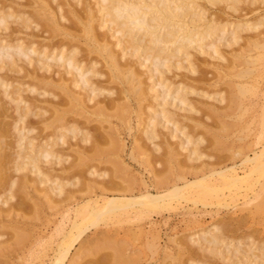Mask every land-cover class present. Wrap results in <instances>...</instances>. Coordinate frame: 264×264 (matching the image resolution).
<instances>
[{"label": "bare ground", "instance_id": "obj_1", "mask_svg": "<svg viewBox=\"0 0 264 264\" xmlns=\"http://www.w3.org/2000/svg\"><path fill=\"white\" fill-rule=\"evenodd\" d=\"M33 2V5H34V8L32 10V12H30V15L29 16H26L24 17L23 15V19L21 17V19L23 21H21L23 23V26L30 28L29 26H32V27H35L40 24L42 25V27H45V30L48 31V33L51 35V36H55V35H59V34H63L64 37H66L68 39V41H70L68 44H70V48H68L69 50H67L66 53H64V50H65V46H67V44H63L61 45H58L57 42H49V43H45V45L42 46L41 50H39L37 47L38 46H35L36 45V41H30V42H27L25 43V40L23 38H19L15 43L11 44L10 43H2L3 41H8V40H2L0 39V213L3 212L2 214L5 216V214L8 216L9 214H11V212L13 214H15L16 212V215H18L17 213L19 212V210L23 211L25 208V206H28L26 205V202L24 201L23 198H20L19 195H17V190L19 189L20 192L23 190L21 188L23 187H27V186H33L32 183H39L41 185V187L39 189H41L39 192L40 194H42V196H44L45 200L47 201V204L50 206V208L52 209L53 207V212L49 215H46L44 216V222H42V226L43 223H45L46 227L44 226V228L41 230V224H38L40 226H38L40 228L39 231H42V232H39L37 231V240L39 241L40 238H43L44 235L46 234V232H44V230L47 229V225L50 223V222H54L55 223V227H52L53 230H51L50 232L52 233L54 230L58 233H60L59 235H62L60 240L58 241V245H57V248L54 250V256L52 257V261L50 260V262H52V264H63V260L66 258V254L69 253V249L71 248V246L75 243V241L77 240V238L83 233L85 232L86 228L88 227H91V225L93 226H96V225H100L101 222L103 223H106V224H103V225H106V227H108V223L111 222L112 225H116L115 222H117V225L116 226H119L121 224V220L123 221V219H126L127 217H129L131 214H142V213H146V212H149L146 215H149L148 217L151 216V211L153 213V211L155 212H158L156 211V209L158 210V208H161V210H163L162 208H164V210H168L169 208V211L171 210V204L172 202H175L174 200H179L180 198H184L188 201H192L194 203H197V201L200 203L202 202L203 204H206L208 201H210L211 199H214L213 196H215L216 200H217V203L220 204L221 206L224 205V207L228 206V203L230 201H227V200H231V202H238L239 201V197L238 195L240 196L241 194V199L243 200L242 203L245 202V204L247 202L251 203L249 205V207H246L245 204L243 206H245L246 208L250 209V206H252V202H254L253 200L250 202L251 199H254V197H258L260 199H258L257 201L258 202H254L253 204L255 205V209L253 210H260V209H263L264 207V192H263V188H264V126H262L260 129V131L258 133L259 135V139L260 141L262 142V145L259 149H254L252 151L251 154H244V156L242 157L241 159V162L240 163H236L233 161L232 164L228 165H224V167L221 165V167L219 166V168H215V167H211L209 166V168L205 169V170H201V169H195L193 170V174L194 172H196L194 174V178L192 179H187L186 176L184 175H179L178 173H176V179L173 178V182L170 186H166V181L167 180V177H171V174H168L169 176H167L166 178L164 177L165 174H163V180L159 181L161 179V176L159 178L158 174L156 173L157 171H155V174L157 175H152L155 179H158V181L156 180L157 182V185H160L162 183H165V186L162 190H156V192H152L149 190L148 188V185L146 184V181H144L143 179V173L141 176V179H140V182H142V185L143 183L145 187H143V189H139L138 192H134L133 189L131 188V186H129V184L126 186H129V187H126L125 184L122 183V181H126L125 179H123L122 181H120V179L118 181L121 182V187L124 185L125 187H122V190L120 189V191L118 190L117 193H112V195H108L107 193V189L112 192H116L112 189H109L107 188L106 186H104V182L107 181V186L108 187H112V183H114V185H116L115 183L116 182H112L111 180H107V175L109 176V170L107 169H102V170H98L95 165H90L88 167V169L86 170L89 175V177H91L90 181L88 180H80V178L76 175V171L75 170H69L70 167H72L73 165H76L78 163H81L83 160V158L85 159L87 156L88 153L90 154H101V155H105V153H108L110 151V153L114 152L116 150V154H117V149H119V146L121 145H124L125 143H123L120 138H117V136L115 135V137L113 136V133H109L108 132V137H110L111 139H107L108 142H109V146L108 147H102L101 146V139L99 138L100 136L97 134H94L95 132H92L89 128H83V127H80L82 126V124H78L77 121L75 120H72L71 121H68L66 120V118H64L65 114L64 112L69 108L71 107H74V105H79V107H81L82 110H85L86 112H90V113H93V112H96V114H99L101 115L100 117L103 116L106 117V118H109L110 116L109 113L111 111L115 112L114 110L117 109L118 112H120V114H118L119 116L122 115V122H124V120L126 121L127 117L125 115L124 110L125 108H129L130 106L127 104L125 106L126 103H124L123 105V102L120 103V99H121V95L123 97H125L126 99L127 98H134L137 100L138 103V106L139 108L140 107V103H143L142 100L145 99V101H147V94L150 92L149 89H150V86L146 85L145 82H144V78L142 77V72H143V66L144 64H146V62L144 64L141 65V62L138 63L140 64L142 67H140V65L138 66V64H134L132 61L133 60H130L128 57L130 58H133L134 57H139L138 56V53H142V56L141 59H143L144 57V61L146 60L147 62L149 61V65H153L154 66V70L156 71V74L159 73V77L161 79V82H162V78L161 76L165 75V73L162 75V73L164 71H166V73H170L169 70L171 71L172 69H169L171 68L170 66L174 65V68L175 69L176 67H179L178 69H175V70H180L183 69L184 67H187L188 70L190 72H195V67H196V64L193 66V61L191 59V51L190 49L192 48H195V49H192V50H197L196 52H200V54H204L208 49H210L211 51H208L206 53H208V55L214 57V59H218V60H225L227 59L226 56H224L225 54H223L219 47H220V42L222 41L223 45L225 44V46L227 45H236L239 44L238 41L241 39L242 40V37H240L239 35V30L242 31V29L246 28H249L251 30L252 27L256 26L258 24H260L262 26V22L264 23V18L263 20H257L256 19V22H253V23H248V24H238V26H236L237 28H233V30L231 31V33H228L227 31H225V27H224V31L227 32L228 35H224L225 32L223 33L222 32V35H220L218 37V35L215 33V31L218 29V26L219 24L221 25L222 24V21H220L221 23H216V22H219L218 20L216 21L215 20H212L211 18V22H209V19L207 20V16H206V10H207V7L206 9L203 8L204 6L200 5V3L197 1V0H98L97 2L99 3H96L95 5V8H91L89 6H86L83 4V6H85L84 8L82 7H76V5L78 4V2L82 0H75V4L73 3L72 6H69L66 10L64 8H62V4H66V5H70L68 3V1H66V3H61L59 0H55V2L52 0V2H54L55 4H52L51 3V0H31ZM74 1V0H73ZM71 1V2H73ZM182 1H184L182 3ZM203 1V0H201ZM207 2H209L208 4L211 5V4H220L221 3H225L223 1H226L227 2V7L228 6L230 8L231 11H232V8L235 7L236 10L239 9L238 6L236 5H241L243 4V2H241L242 0H205ZM220 1V2H219ZM253 0H250L249 3H254L256 0H254V2H251ZM261 1V0H260ZM264 1V0H263ZM16 2V1H15ZM70 2V1H69ZM237 2H240V3H237ZM245 2V1H244ZM248 1H246L247 3ZM258 1H256L257 3ZM20 3V1H19ZM79 3V4H81ZM92 3V2H91ZM245 3V4H246ZM17 5H19L18 3H16ZM36 4V5H35ZM78 4V5H79ZM85 4H87L85 2ZM203 4V3H202ZM216 4V5H217ZM77 5V6H78ZM252 5V4H250ZM36 6V7H35ZM197 6V9L199 10H196ZM201 7V8H198V7ZM232 6V7H231ZM194 7V8H193ZM238 7V8H237ZM80 8V9H79ZM62 9H64L62 11ZM195 9V10H194ZM234 9V8H233ZM234 9V11H235ZM241 9V7H240ZM201 10V11H200ZM205 10V11H204ZM208 11V10H207ZM233 11V12H234ZM8 12V11H7ZM21 12V11H20ZM206 12V13H204ZM236 12V11H235ZM237 13V12H236ZM241 13V12H240ZM26 14H28L26 12ZM187 14H189V18H191V20L189 22H194L192 25L189 24L185 18V16L187 17ZM20 15V14H19ZM11 16H15L14 15V12H9V13H4L2 12L1 10V13H0V28L1 30H5L6 28L9 27V23L14 20L13 22H16L15 19L13 18H10ZM21 16V15H20ZM205 16V17H204ZM245 16V15H244ZM260 16V15H259ZM258 16V17H259ZM212 17V16H211ZM218 17V16H217ZM202 20L205 18L209 23L207 24L206 21L201 22V19ZM260 18V17H259ZM20 19V20H21ZM65 19V21L67 20V22H63V20ZM185 21H184V20ZM188 19V18H187ZM204 19V20H205ZM214 19V18H213ZM17 20V19H16ZM19 20V19H18ZM19 20V21H20ZM195 21L197 23H195ZM216 21V22H215ZM228 21V20H227ZM231 21V20H230ZM20 22V23H21ZM199 22V23H198ZM201 22V23H200ZM206 22V23H205ZM19 23V25H20ZM16 24V23H15ZM18 24V22H17ZM226 24V23H225ZM230 24V23H229ZM237 24V23H236ZM224 25V24H223ZM260 25H258V27H260ZM101 26V27H100ZM36 27V28H37ZM41 27V26H39ZM38 27V28H39ZM41 27V28H42ZM100 27V28H99ZM103 29L108 28V32H110L109 30H113L112 34H114V32L116 33H120L122 36H123V40H120L122 42L123 45L119 46L116 44L119 42L117 40H115L114 42H111L110 40H108V38H106L104 35H103V32H101L100 29ZM252 28V29H257L258 30V27L257 28ZM16 28V27H15ZM34 28V30L36 29ZM113 28V29H112ZM262 28V27H261ZM25 29V28H23ZM22 29V30H23ZM77 29H79L77 32ZM230 29V28H229ZM248 29V30H249ZM3 30V31H4ZM100 30V31H99ZM141 30V32L139 33V31ZM219 30V29H218ZM243 30V31H244ZM6 31V30H5ZM9 31V30H8ZM18 31V30H17ZM25 31V30H24ZM23 31V32H24ZM47 31L46 33L43 32L44 34H46L47 36ZM222 31V30H221ZM240 32V33H243ZM254 31V30H253ZM16 32V31H15ZM40 32V30L38 31ZM81 32V33H80ZM138 32V33H136ZM19 33V32H17ZM26 33V31L24 32ZM23 33V34H24ZM115 33V35H117ZM215 34L216 37L214 39L213 36H211V34ZM220 33V32H219ZM255 33V32H254ZM6 34V33H5ZM20 34L21 31H20ZM43 34V35H44ZM105 34V33H104ZM119 34V35H120ZM213 34V35H214ZM16 35V34H15ZM113 35V36H115ZM208 35V37H212L213 39L208 40L207 44H206V48L204 47L205 46V43L203 42V40H205L206 36ZM214 35V36H215ZM36 36V34H35ZM45 36V35H44ZM42 36V37H44ZM45 36V37H46ZM110 36V35H109ZM112 36V38H114ZM121 36V37H122ZM32 37V36H31ZM63 37V38H64ZM119 37V36H118ZM255 38V36H253ZM40 38V37H39ZM50 38V37H49ZM79 38H83L84 39V43H86L87 45L84 46L86 47L87 51H95L94 53H97L99 54V56L102 58L103 62L105 63V65H107L106 68L109 69V77L108 79L110 80V77H112V80L111 81H118L119 83H123L124 86H120V89L121 91H123V93L120 95L119 97V101L115 100V98H110L109 100H107V98H109V95L112 94V96L115 94L114 93V90H113V86L112 85H104V84H98L95 86H92L90 87V90H91V97H90V100L91 99H94V97H96L98 95V93H103V103H98V100H96V102L94 104H92L90 106V109L88 108L87 109V104H85L84 102V99L82 97H80L78 94L75 93V91L70 87V83H66V82H63V79L61 81V74L60 76H57L55 75V80L54 78L52 79L51 76H47V75H40L41 77H37L38 74H36V72L34 70H36V65H39V69L40 67L42 68H45L46 72L48 71V73L50 74L51 73V69H52V65L53 64H57L58 67L61 66V68L65 69L67 73H70V72H75L74 70H76V73L77 75L79 74V77L81 79V82H84L85 84H88V86L90 84H92L93 82L90 80L91 77H93L94 74L98 73V74H101L102 72L101 71H96V70H90L88 69V71L90 70V72L86 75L84 74L86 71L83 70V64H81V62H83L82 60H80L76 54L80 52V47L78 46V44L74 43V42H71L72 41H76L77 39ZM111 38V36H110ZM111 38V40H113ZM115 38H117V36H115ZM114 38V39H115ZM16 39V38H15ZM42 39V38H41ZM44 39V38H43ZM66 39V40H67ZM73 39H76V40H73ZM207 39V38H206ZM258 39V36L256 38V40ZM63 40V39H62ZM81 40V39H79ZM77 40V41H79ZM250 40V38H249ZM255 40V41H256ZM2 41V42H1ZM29 41V39H28ZM47 41V40H46ZM251 41V40H250ZM260 41V40H259ZM259 41H257V44L259 43ZM264 41V40H263ZM82 42V41H81ZM253 43H256L254 42L253 40L251 41ZM40 43V42H39ZM83 43V44H84ZM252 43V45H253ZM263 43V44H262ZM16 44L15 46H12ZM220 44V45H219ZM243 44V43H242ZM241 44V45H242ZM257 44H254L253 45V48L256 50V48H259L260 51L256 52L255 55H251L249 54L250 52V49H248V51H245V52H248V54L244 53V56H243V53H240L243 57H241V60L245 63V67L244 68H241L242 70H240L239 68L237 69L239 72L234 71L232 73V75L234 74H238V76L241 74L242 75V78L245 77L246 74L248 73H251L253 74V70L255 69V67L257 65H260L259 64L260 62H262V59L264 58V53L262 52V50H264V42H260V45L259 47H257ZM247 45V44H245ZM261 45L263 46L262 49H261ZM69 46V45H68ZM222 46V45H221ZM224 46V47H225ZM243 46V45H242ZM255 46V47H254ZM41 47V46H40ZM59 47H62V49L57 52V48L59 49ZM79 47V48H78ZM208 47V48H207ZM210 47V48H209ZM230 47V46H228ZM11 50H10V49ZM51 50H48L50 49ZM119 48V49H118ZM221 48V47H220ZM242 47H240L241 49ZM252 48V47H250ZM118 49V50H117ZM207 49V50H206ZM226 49V48H225ZM257 49V50H259ZM11 52H10V51ZM43 52L41 53L40 51ZM182 50V51H181ZM224 50V49H223ZM253 51V49H251ZM48 51V52H46ZM56 51V52H55ZM71 51L68 55L67 53ZM243 51V50H242ZM241 51V52H242ZM37 53L35 56L34 53ZM39 52L41 53V56L39 54ZM82 52V51H81ZM181 53L183 52V59L186 61H188V64H186V66L182 65L184 64L182 61L183 59L182 58H179L178 56V53ZM226 52V51H225ZM240 52V51H239ZM33 54V55H30V54ZM51 53V54H50ZM53 53V54H52ZM59 53V56L57 55ZM88 53V52H87ZM86 53V55H87ZM128 53V54H127ZM38 54L40 57H38ZM50 54V55H49ZM81 54V53H80ZM92 54V53H90ZM89 54V55H90ZM127 54V58L125 57V55ZM24 55V56H23ZM52 55V56H51ZM79 55V54H77ZM88 55V56H89ZM133 55V56H132ZM182 55V54H181ZM245 55H248V56H245ZM6 56L7 58L9 57V59H6ZM23 56V57H22ZM48 56L49 59L47 58ZM98 56V55H97ZM122 56H124V60H122ZM132 56V57H131ZM175 56V59H173V57ZM179 59H177V57ZM205 56V55H204ZM34 57H37V58H34ZM58 57V58H57ZM81 57V55H80ZM181 57V56H180ZM226 57V58H225ZM175 60V64L174 63H170V61L172 60ZM211 58V57H209ZM225 58V59H224ZM243 58V59H242ZM48 59V60H46ZM94 59V58H93ZM92 59V60H93ZM139 59V58H137ZM136 59V60H137ZM149 59V60H148ZM171 59V60H170ZM177 59V60H176ZM191 59V60H190ZM18 60L22 61V63L18 62ZM51 60V61H50ZM84 60V59H83ZM95 60V59H94ZM140 60V59H139ZM138 60V61H139ZM170 60V61H169ZM172 60V61H173ZM220 60V61H221ZM234 60V59H233ZM238 60V58H237ZM54 61V62H53ZM85 61V60H84ZM101 61V60H100ZM236 61V60H235ZM241 61V64H243ZM264 61V59H263ZM99 63V60L97 59L95 61V63ZM102 62V63H103ZM174 62V61H173ZM182 62V63H181ZM215 62V61H214ZM237 62V61H236ZM259 62V63H258ZM85 64V62H83ZM94 61L92 64H95ZM96 63V64H97ZM186 63V62H185ZM202 63V62H200ZM228 63V62H227ZM233 63V62H232ZM257 63V65L255 66V64ZM217 64V63H216ZM220 64V63H219ZM237 64V63H236ZM240 64V65H241ZM264 65V62L262 63ZM30 65V68L31 70H29L30 68L28 67ZM147 65V66H149ZM235 65V64H233ZM239 65V66H240ZM254 65V66H253ZM263 65L261 67H263ZM53 66H56V65H53ZM93 67H95V65H92ZM91 66V67H92ZM96 66H99L98 64ZM182 66H184L182 68ZM232 66V65H231ZM242 66V65H241ZM57 67V66H56ZM57 67V68H58ZM93 67L91 69H93ZM142 68V69H139ZM150 67V66H149ZM228 67H230L228 65ZM235 67V66H234ZM233 67V68H234ZM261 67H256L257 70L255 71H259L258 68H260L261 70ZM105 68V69H106ZM3 69V70H2ZM21 69H23L26 73H24L25 75H29L33 74V71L35 72L33 75L34 77H31L32 79H29V80H11L8 75L4 74V72H6L7 70H12V71H19V73H21ZM38 69V70H39ZM50 69V70H48ZM60 69V67H59ZM63 69V70H64ZM95 69V68H94ZM97 69V68H96ZM147 67H146V71H147ZM150 69V68H149ZM153 69L151 71H153ZM167 69H168V72H167ZM231 69V68H230ZM41 70V69H40ZM43 70V69H42ZM53 70H54V67H53ZM61 70V69H60ZM142 72H141V71ZM184 70V69H183ZM198 70V69H197ZM196 70V71H197ZM235 70V69H233ZM4 71V72H2ZM50 71V72H49ZM85 71V72H83ZM145 71V70H144ZM153 71V74L154 72ZM186 71V70H185ZM228 71V69H227ZM231 71V70H230ZM9 72V71H8ZM28 72H30L28 74ZM45 72V73H46ZM57 72V71H56ZM61 72V71H60ZM65 72V71H64ZM104 72V71H103ZM107 72V71H106ZM150 72V71H149ZM148 72V73H149ZM191 73L194 75V73ZM40 73V72H39ZM55 73V72H54ZM87 73V72H86ZM173 73V72H171ZM206 73V71H205ZM257 76H261V73L262 71H260V74L259 72H257ZM17 74V73H16ZM24 74H22L24 76ZM31 74V75H32ZM92 74V75H91ZM97 74V75H98ZM105 75V72L103 73ZM161 74V76H160ZM176 73H174L175 75ZM179 74V73H178ZM176 74V76L178 75ZM187 74V73H186ZM190 74V73H189ZM198 74V73H197ZM223 74H224V71H223ZM222 74V75H223ZM245 74V75H243ZM250 74V75H251ZM263 74V73H262ZM20 75V74H19ZM32 75V76H33ZM69 75V74H67ZM66 75V77H67ZM73 75V73H72ZM89 75V76H88ZM96 75V76H97ZM102 75V74H101ZM226 75V74H225ZM224 75V76H225ZM36 76V77H35ZM54 76V75H53ZM91 76V77H90ZM108 76V75H107ZM145 76V75H144ZM150 76V75H149ZM153 76V75H152ZM155 77H157V83L158 85L161 83L160 80H159V77L158 75H154ZM218 76V75H216ZM229 76V75H228ZM236 76V75H235ZM235 76H231V77H235ZM248 76V75H247ZM254 76V75H253ZM251 77V78H254L256 76V73H255V76L254 77ZM259 76V77H260ZM27 77V76H26ZM102 77V76H100ZM99 77V78H100ZM148 77V76H147ZM178 77V76H177ZM241 77V76H240ZM64 78V77H63ZM104 78V76H103ZM167 78V77H166ZM166 78H165V84H166ZM237 78V77H236ZM239 78V77H238ZM246 78V77H245ZM58 81H57V80ZM97 79V77H96ZM105 79H107L105 77ZM114 79V80H113ZM192 79V78H191ZM240 79V78H239ZM249 79V78H248ZM68 80V79H67ZM65 80V81H67ZM149 81V79H146ZM159 80V81H158ZM169 80V78H168ZM171 80V79H170ZM255 80V79H254ZM262 80V79H261ZM151 81V80H150ZM154 81V80H153ZM181 81V80H179ZM242 81V80H241ZM104 82V81H103ZM108 82V80L106 81ZM152 82V81H151ZM164 82V81H163ZM168 82V81H167ZM173 82V81H172ZM170 81V83H172ZM228 82V81H227ZM244 82V83H243ZM240 83V84H235L237 86V88H235V90L237 89V92H239L240 94L241 93H244L247 91V92H251L250 94H255V93H258V91H254L252 90L253 88V84L255 82L252 80V82L254 83H251L250 85L252 86H249V83L246 84V81H243ZM80 83V81H79ZM95 83V82H94ZM150 83V82H149ZM234 83H238V82H234ZM75 84V83H74ZM153 84V83H152ZM160 84L161 86V89L162 88H166V85L168 84ZM217 84V83H216ZM230 84V83H229ZM256 84V83H255ZM72 85V84H71ZM95 85V84H94ZM126 85V86H125ZM154 85H156L154 83ZM181 85V84H180ZM258 85V83H257ZM255 85V86H257ZM172 86V85H171ZM184 86H185V83H184ZM232 86V84H231ZM78 87V86H76ZM159 87V88H160ZM170 87V86H169ZM190 87V86H189ZM192 87V86H191ZM209 87V86H208ZM258 87V86H257ZM256 87V88H257ZM116 88V87H115ZM114 88V89H115ZM156 88V86H155ZM158 88V89H159ZM163 89V92L161 93V98L160 100H156L157 98H155L156 96H152V98L154 97V99L156 100L155 101V106L156 107H159L158 108V112L156 111L155 112V108L154 107H150L152 105L148 106L150 107H146L147 109H149L151 111V113L148 115V120L144 123V125L141 127V135L140 136H144L145 138V143L143 145L140 144V142L138 143V146L139 148H137V152L139 154H141L142 152L146 153V152H150L149 156H156V159H155V162L160 163L159 162V159H158V155H157V151L159 150H163L162 146L165 148V155L166 152L168 153L169 157L173 159L174 156H176L178 151L174 149V146H171L165 138H164V132L162 130L163 127L168 128V130L170 129V139H174L176 136H177V131H179V127H178V119L174 116L175 115V110H179L180 108V112L184 110H186L185 112L188 113V116H189V112L187 111H193V113H200V110H198V107L196 105V103L192 100H190L187 95L193 91L196 90V88H185L186 90L183 91L182 88L180 87L176 92H174L173 95H171L170 93V96L169 95V90H171L170 88H166V89ZM233 88V87H232ZM255 88V87H254ZM253 88V89H254ZM58 90L59 91V94L60 92H63L66 93L64 94L65 96L67 95L68 98H67V102H69V104L67 105V102H66V107H62L61 104H63L62 102V98L60 97V95L58 94ZM160 89V90H161ZM184 89V88H183ZM201 88H199V91H200ZM250 89L252 91H250ZM24 90H28L31 94L30 91H32V93L34 92L37 96V98H43L42 96H46L45 94L48 93V96L50 95L52 97V105L48 106V105H39V104H36L34 103L33 101H31V99L29 100L27 97H25L23 95V93L25 92ZM119 90V89H117ZM116 90V92H117ZM153 90V89H152ZM151 90V91H152ZM202 90V89H201ZM254 90H258V89H254ZM154 91V90H153ZM157 91V89H156ZM156 91L154 93H156ZM205 92H203V95L204 97H207L209 96L210 94L212 93H207L206 90H204ZM27 92V91H26ZM189 92V93H188ZM196 92H198L196 90ZM225 92V91H224ZM264 92V90H263ZM151 93V92H150ZM149 93V95H150ZM195 93V92H194ZM192 93V95L194 94ZM201 93V92H200ZM197 94L196 95H202V94ZM235 93V92H234ZM42 94V95H40ZM128 94V96H127ZM189 94V95H190ZM233 94V93H231ZM248 93V95L246 96H249L250 95ZM35 95V96H36ZM40 95V96H39ZM118 95V94H117ZM133 96V97H129V96ZM148 95V96H149ZM206 95V96H205ZM243 95V94H242ZM250 95V96H252ZM256 95V94H255ZM34 96V95H33ZM66 96V97H67ZM99 96V95H98ZM102 96V95H101ZM116 96V95H114ZM210 96H213L210 95ZM209 96V97H210ZM244 96V97H246ZM257 96V95H256ZM53 97L54 99V102H53ZM55 97H58V98H55ZM107 97V98H105ZM159 97V95L157 96ZM169 97H171V99H169ZM202 97V96H201ZM208 97V98H209ZM214 97V96H213ZM232 97V96H231ZM235 97V95H234ZM240 99L242 100L243 98L241 97V95L239 96ZM239 97L237 96V100L239 101V103L241 102ZM40 98V99H41ZM124 98V99H125ZM150 98V97H149ZM151 98V99H152ZM200 98V97H199ZM219 99L217 100L216 99V103L217 101L219 103H222L223 99L224 101L226 100L227 97L224 96H220L218 97ZM233 98V97H232ZM247 98V97H246ZM38 99V100H40ZM62 99V100H61ZM123 99V98H122ZM127 99V100H129ZM214 99V100H215ZM229 99V98H227ZM231 99V98H230ZM258 99V98H257ZM36 100V99H35ZM36 100V101H38ZM45 101H47L46 99H44ZM43 100V101H44ZM65 100V99H64ZM126 100V101H127ZM135 100V101H136ZM176 100V101H175ZM201 100V99H200ZM203 100V98H202ZM35 101V102H36ZM116 101V102H115ZM154 101V100H153ZM222 101V102H221ZM238 101H235L236 103ZM255 101V100H253ZM49 102V101H47ZM62 102V103H61ZM130 102V101H129ZM204 102V101H203ZM231 102H234L231 101ZM243 102V100H242ZM242 102L240 103L241 106H242ZM245 102V101H244ZM243 102V105L244 107L247 106V104L245 105ZM249 102V101H248ZM257 102V101H256ZM254 102V103H256ZM114 104L113 106H109L107 107L106 104ZM145 103V102H144ZM178 103V104H177ZM180 103V105H179ZM199 103V102H197ZM236 103H232V104H236ZM237 104V105H240V104ZM258 103V102H257ZM210 104V103H208ZM231 104V103H230ZM61 105V106H60ZM179 105V106H178ZM203 105V104H202ZM212 104H210L211 106ZM229 105V103H228ZM227 105V107H228ZM253 104H251L252 106ZM69 106V107H67ZM125 106V108L123 107ZM128 106V107H127ZM143 106V105H142ZM146 106V105H145ZM215 106V105H214ZM233 106V105H232ZM257 106V105H256ZM113 107V108H112ZM178 107V109H177ZM203 107V106H202ZM209 107V105H208ZM216 107V106H215ZM214 107V108H215ZM235 107V105L233 106ZM232 107V109H233ZM240 107V106H239ZM238 106H236V111H240L241 110L243 111L244 109L242 108L241 110H239ZM249 107V103H248V106ZM246 107V108H247ZM106 108V109H105ZM109 108V109H107ZM111 108V109H110ZM137 108V107H136ZM144 108V107H143ZM176 108V109H175ZM211 108V107H209ZM224 108V107H223ZM222 108V109H223ZM245 108V109H246ZM138 109V108H137ZM216 109V108H215ZM219 109V108H218ZM221 109V108H220ZM231 107L227 110L231 111L232 110ZM249 109L251 110L252 108L249 107ZM263 109V108H262ZM261 109V111H262ZM68 110L65 112L67 113ZM105 110H108L109 113H104ZM128 110V109H127ZM198 110V111H197ZM208 110V108H207ZM210 110H213L212 109H209ZM250 110H246V111H250ZM257 110V109H256ZM49 112L48 115L46 116H43L42 114L44 112ZM124 111V112H123ZM133 111V110H132ZM194 111H197V112H194ZM245 111V110H244ZM243 111V112H244ZM112 112V113H113ZM117 112V113H118ZM184 112V113H185ZM216 113V110H213V113ZM222 112V111H221ZM240 113L242 116L244 113ZM252 112V111H251ZM250 112V114H251ZM116 113V112H115ZM116 113V115H117ZM139 113V112H138ZM183 113V114H184ZM214 113V114H215ZM223 113V112H222ZM228 113V112H227ZM233 113H234V110H233ZM247 113V112H246ZM264 113V112H263ZM39 114V115H38ZM73 114V113H72ZM75 114V113H74ZM108 114V115H107ZM125 114V115H124ZM182 114V115H183ZM191 114V113H190ZM194 114V115H195ZM225 114V113H224ZM235 114V113H234ZM261 114V113H260ZM34 115L38 116L40 119L38 120H41L43 121V126L42 128L45 126L47 127L46 129H50L52 130L48 135L47 137H45L46 135H44V137L42 139H38V135L37 133V130L36 129V123L31 121L33 119H30L31 116H33V118L35 117ZM181 115V116H182ZM221 115V114H220ZM227 115V114H226ZM228 115H232L231 114H228ZM238 115V117H237ZM235 115L236 116V119L237 121H234L235 123H233L232 121V126H237L236 123L237 122H240L242 121V119H237V118H241L242 116L239 115V113ZM52 116V120H47L45 121L46 119H48L49 117ZM118 116V117H119ZM186 116V115H185ZM184 116V118H185ZM188 116H186V119H188ZM219 116V115H218ZM230 116L228 118H230ZM241 116V117H240ZM253 116V115H252ZM251 116V117H252ZM126 117V118H125ZM130 117V116H128ZM144 117V116H143ZM183 117V116H182ZM192 117V116H191ZM260 117V116H259ZM113 118V117H112ZM141 118V117H140ZM190 118V117H189ZM225 118L227 119V116H225ZM243 118V117H242ZM250 118V117H249ZM253 118V117H252ZM118 119V118H117ZM121 119V118H120ZM119 119V120H120ZM130 119V118H128ZM142 119V118H141ZM147 119V118H146ZM210 119V118H209ZM232 119V117L230 118ZM251 119V118H250ZM254 119V118H253ZM143 120V119H142ZM189 120H192V119H189ZM188 120V121H189ZM234 120V119H233ZM240 120V121H238ZM252 120V119H251ZM128 121V120H127ZM126 121V122H127ZM130 122L127 124V128L130 130L132 127L130 125L131 123V120H129ZM254 121V120H253ZM263 121V120H262ZM192 122H194L192 120ZM200 122V121H199ZM244 122V121H243ZM246 122V121H245ZM250 122V121H248ZM252 122V121H251ZM255 122V121H254ZM241 123V122H240ZM247 123V122H246ZM105 124V123H104ZM193 125V123H191ZM201 124V123H200ZM220 124V123H219ZM218 124V125H219ZM222 124V123H221ZM228 124V123H227ZM227 124H224V125H227ZM239 124V123H238ZM252 124V123H251ZM250 123L247 124L248 128H249V125H251ZM257 124V123H256ZM264 124V123H263ZM262 124V125H263ZM172 125V126H171ZM181 125V124H180ZM202 125V124H201ZM217 125V126H218ZM111 126V125H109ZM208 126V125H207ZM213 126V125H212ZM243 126V125H242ZM245 126V124H244ZM44 127V129H45ZM100 127V126H99ZM102 127V126H101ZM100 127V128H101ZM108 127V126H107ZM125 127V126H124ZM169 127H172V128H169ZM184 127V126H182ZM201 127V126H200ZM206 127V126H204ZM216 127V126H214ZM220 127V126H219ZM247 127H244V128H241L240 129H247ZM115 128V127H114ZM113 128V129H114ZM195 128V127H194ZM202 128V127H201ZM213 128V127H211ZM217 128V127H216ZM224 130L223 132H225V130H227L226 127H222ZM226 128V129H225ZM112 129V130H113ZM128 129H125V130H128ZM189 129V128H188ZM191 129V128H190ZM207 130V128H205ZM219 129V128H218ZM245 129V130H246ZM249 129H252V128H249ZM40 130V129H39ZM38 130V131H39ZM105 130V129H104ZM111 130V129H110ZM116 130V129H115ZM128 130V132H129ZM187 130V129H186ZM222 131V129H219ZM236 130V129H235ZM253 130V129H252ZM252 130H249L252 131ZM96 131V130H95ZM205 131V130H204ZM210 131V130H209ZM228 131V130H227ZM237 131V130H236ZM243 131V130H241ZM240 131V132H241ZM248 131V130H247ZM257 131V130H256ZM113 132V131H112ZM116 132V131H115ZM208 132V131H207ZM239 132V131H238ZM245 132V131H244ZM248 132V133H249ZM107 133V132H106ZM184 135V138H181V139H185L183 141L180 142V149L182 148H190V142L192 144L191 148H190V153L188 154L189 158L192 159L190 161H192L194 163V161L196 160H200V157L198 156V152L197 150V146H199L198 144L200 143V145L203 143L202 142H198L199 140L194 141L196 142V144H194L192 141H191V134H187L186 131H183L180 132ZM222 133V132H221ZM232 133V132H231ZM253 133H255L253 131ZM111 134V135H110ZM219 134V133H218ZM167 135V134H166ZM172 135V136H171ZM202 136V134H200ZM212 135V134H211ZM233 135V134H232ZM42 136V135H41ZM113 136V137H112ZM179 136V135H178ZM178 136L176 138H178ZM215 136V135H214ZM226 136V135H225ZM230 136V135H228ZM248 135H246L247 137ZM40 137V136H39ZM121 137V136H120ZM195 137V136H194ZM217 137V136H216ZM221 137V136H220ZM219 137V138H220ZM232 137V136H231ZM236 137H238L236 135ZM234 137V138H236ZM240 137V136H239ZM256 137V136H255ZM223 138V137H222ZM226 138V137H225ZM224 138V139H225ZM257 138V137H256ZM44 139V140H43ZM169 139V140H170ZM239 139V138H236V140ZM240 139H242V137H240ZM245 139V138H243ZM104 140V139H103ZM137 140V139H136ZM203 140V139H201ZM228 140V139H227ZM226 140V141H227ZM232 140V138H231ZM235 140V141H236ZM100 141V143H99ZM148 141V142H147ZM218 141V137L216 138V143ZM220 141V140H219ZM234 141V139L232 140V142ZM258 141V140H257ZM107 142V143H108ZM134 142H138V141H134ZM185 142V143H184ZM229 142V141H228ZM247 142V141H246ZM88 143V145H87ZM106 143V144H107ZM215 143V141H214ZM220 143V142H219ZM225 143V141H224ZM259 142H257L258 144ZM103 144V143H102ZM194 144V145H193ZM218 144V143H217ZM221 144V143H220ZM233 144V143H231ZM230 144V145H231ZM239 144V143H238ZM251 144V143H250ZM256 144V145H257ZM56 145V146H55ZM173 145V144H172ZM188 145V146H187ZM213 145V144H212ZM222 146V145H221ZM225 146V145H223ZM222 146V147H223ZM239 146V145H238ZM241 146V145H240ZM248 146V145H247ZM255 146V145H254ZM56 147V148H55ZM58 147H61L60 149ZM137 147V145H136ZM232 147V146H230ZM229 146H227V148L231 149ZM251 147V146H250ZM248 146V149L250 148ZM66 148H72V154H76L74 159H72L71 157H69L71 155V151H66L67 149ZM85 148H87L89 151H86L87 154H84V150ZM122 148V147H121ZM162 148V149H160ZM187 148V149H188ZM221 148V147H220ZM226 148V149H227ZM63 149H66L64 151H62ZM86 149V150H87ZM92 149V151H91ZM124 149V147H123ZM179 149V150H180ZM244 149V148H243ZM251 149V148H250ZM249 149V150H250ZM139 150V151H138ZM238 150V149H237ZM241 149L238 150L237 153H240ZM177 151V152H176ZM186 151V150H185ZM188 151V150H187ZM228 151V149H227ZM226 151V152H227ZM230 151V150H229ZM236 151V150H235ZM234 151V152H235ZM94 152V153H93ZM182 152V151H181ZM232 152V151H231ZM250 152V151H249ZM137 153V154H138ZM175 153V155H174ZM205 154V152H202V154ZM84 154L85 156L83 157ZM109 154V153H108ZM159 154H161V151L159 152ZM183 154V153H182ZM203 154V155H204ZM132 156V159H135L138 161L139 157L135 154V152H131L130 154ZM167 155V156H168ZM180 155V154H179ZM206 155V154H205ZM225 155V154H224ZM73 156V155H72ZM100 156V155H99ZM117 156V155H116ZM128 156V155H127ZM167 156H165L167 158ZM173 156V157H172ZM187 156V155H186ZM198 156V158H197ZM200 156H201V153H200ZM208 156V155H206ZM213 156V155H212ZM236 156V155H235ZM77 157V158H76ZM91 157V156H90ZM104 157V156H102ZM119 159L117 157H115V155L111 156V157H108L107 158V162L109 163V161L111 163H113L114 165V168H116L118 165L116 162H120L119 163H122L120 164V167L124 168L122 165H123V162H121V156H118ZM147 157V156H146ZM168 157V158H169ZM209 157V156H208ZM227 157V156H226ZM93 158V157H92ZM105 158V157H104ZM112 158V159H111ZM117 158V159H116ZM123 158V157H122ZM169 158V159H170ZM175 158V157H174ZM197 158V159H195ZM207 158V157H206ZM70 159H72V161H70ZM77 159H81L79 162L76 161ZM99 159V158H98ZM103 159V158H102ZM110 159V160H108ZM116 159V160H114ZM144 159V158H143ZM158 159V160H157ZM177 159V158H176ZM179 159V158H178ZM202 159V158H201ZM66 160L70 161L68 162V166L69 168H67L68 170L67 171H64L65 170V167L63 168L62 167V164L67 163ZM104 160V159H103ZM134 160V161H135ZM175 160V159H174ZM173 160V161H174ZM187 160V161H189ZM88 160L85 161V163L87 162ZM93 161V160H92ZM97 162H100V159L99 161L96 159ZM114 161V162H113ZM145 164H148L150 162V158H146L145 160ZM170 161V160H168ZM177 161V160H176ZM175 161V162H176ZM180 161V159H179ZM218 161V160H217ZM84 162V161H83ZM104 162V161H103ZM102 162V164H103ZM141 162V161H140ZM167 162V161H166ZM178 162V161H177ZM89 163V162H88ZM101 163V162H100ZM171 163V162H170ZM179 163V162H178ZM177 163V166L179 165ZM57 166H60L61 168H57L59 169L60 171L58 172L57 169H55V165ZM60 164V165H59ZM141 164V163H140ZM150 164V163H149ZM204 164V163H203ZM222 164V162H221ZM225 164V163H224ZM66 165V164H65ZM82 165V164H81ZM117 165V166H116ZM125 165V164H124ZM151 165V164H150ZM159 165V164H158ZM161 165V164H160ZM190 165V164H189ZM215 165V164H214ZM212 164V166H214ZM57 166V167H58ZM128 166V164H127ZM163 166V165H162ZM186 166V165H185ZM194 166V165H193ZM196 166V165H195ZM75 167V166H73ZM77 167V166H76ZM164 167V166H163ZM162 167V168H163ZM168 165L166 166V169H167ZM181 167V166H180ZM179 167V168H180ZM192 168V165L190 166ZM198 166H196L197 168ZM201 167V163H200V166L198 168ZM218 167V164L217 166ZM243 167V168H242ZM112 167V170L114 169ZM160 168V167H159ZM169 168H171L170 164H169ZM178 168V167H176ZM189 168V166H188ZM189 168V169H191ZM242 168V169H240ZM56 171H55V170ZM78 169V168H77ZM117 169H120V168H116ZM182 169V168H180ZM62 170V171H61ZM115 170V169H114ZM115 170V172H116ZM158 170V169H157ZM242 170V171H241ZM165 171V170H163ZM183 171V170H182ZM182 171H180L181 173H183ZM86 172V173H87ZM114 172V171H113ZM136 172V171H135ZM161 174L159 175H162L163 172L159 171ZM169 172V170H168ZM172 172V171H171ZM179 172V171H178ZM189 173V171H187ZM87 173V174H88ZM91 173V174H90ZM117 173V172H116ZM167 173V172H166ZM187 173V174H188ZM192 173V172H191ZM95 176H94V175ZM174 174V173H173ZM172 174V175H173ZM192 174V176H193ZM92 175L94 177H92ZM106 175V176H105ZM115 175V174H114ZM139 175V174H138ZM179 175V176H178ZM87 176V175H86ZM99 176H101L99 178ZM88 177V176H87ZM107 177V178H106ZM110 177V176H109ZM118 177V176H117ZM139 177V178H140ZM169 177V178H170ZM153 178V179H154ZM180 178H182V183H177L174 182V180H180ZM189 178V177H188ZM34 180L35 182H31L32 180ZM116 179V178H114ZM165 179V180H164ZM212 179H216L215 181H213ZM211 181L210 182H207V181ZM80 183H79V182ZM108 181L110 182L111 181V184L109 183L108 184ZM164 181V182H162ZM218 181V182H217ZM30 182V183H29ZM48 182V183H47ZM130 182V181H129ZM181 182V181H180ZM80 186V188L77 190L76 189H72L71 188V185L75 186L74 184H76ZM79 183V184H78ZM128 183V181H127ZM134 183V182H133ZM155 183V182H154ZM159 183V184H158ZM44 184V185H43ZM70 185V187H67V185ZM106 184V183H105ZM119 184V183H118ZM131 184V182H130ZM66 185V186H65ZM120 185V184H119ZM117 186V187H120V186ZM134 185V184H133ZM147 186V187H146ZM259 186V187H258ZM258 187V189L256 188ZM28 188V187H27ZM37 188V187H36ZM114 188V187H113ZM155 188V186H154ZM30 189V188H29ZM33 189H35V186H33ZM39 189H36L37 192L39 191ZM116 189V188H114ZM249 189V190H248ZM76 190V192H75ZM250 190L253 191V194H252V197L251 195L250 196H247L249 195L248 193L250 192ZM80 191V192H79ZM110 191V192H111ZM249 191V192H248ZM36 192V195H38V193ZM75 192V193H74ZM193 192H195V194H193ZM263 192V194H262ZM21 193V194H22ZM76 193H80L78 195H76ZM207 193V194H206ZM210 193V194H209ZM251 193V192H250ZM28 194V193H27ZM206 194V195H205ZM210 195L211 194L213 195L210 199V196L208 197L209 199L205 198L207 195ZM29 195V194H28ZM86 195V196H85ZM19 196V197H18ZM25 196V197H24ZM22 197L24 198H27L25 194H22ZM227 197L231 198V199H227ZM238 197V198H237ZM205 198V200H204ZM238 199V200H235V199ZM13 199H16L15 201ZM206 199L208 200L206 202ZM232 199H234L232 201ZM30 200V199H29ZM201 200V201H199ZM214 200V202L216 201ZM28 201V200H27ZM33 201V200H32ZM31 201V202H32ZM45 201V203H46ZM186 201V202H188ZM213 201V200H211ZM210 201V202H211ZM30 202V203H31ZM37 202L36 201H33L32 204H31V207L32 209H34V212L31 214V215H28L26 213V211H28L26 209L25 212H22V213H26L28 215V217L32 216L31 218L33 219V221L36 219V221L39 219L36 218V217H39L38 216V206H36ZM212 203V202H211ZM233 203H231L233 205ZM234 203V204H236ZM248 203V204H249ZM5 204V206H4ZM29 204V203H28ZM176 204V202H175ZM174 204V205H175ZM179 204V203H178ZM180 204L182 205L183 203L180 202ZM179 204V205H180ZM198 204V203H197ZM197 204H193V205H197ZM213 204V203H212ZM210 204V205H212ZM230 204V203H229ZM239 204H241L239 202ZM247 204V206H248ZM178 205V206H179ZM184 205V204H183ZM182 205V206H183ZM207 205H209L207 203ZM181 206V207H182ZM187 206V205H186ZM205 206V205H204ZM231 206V205H230ZM233 206H236V207H242L243 209V206L242 204L241 205H233ZM29 207V206H28ZM169 207V208H167ZM174 209L177 208V206L175 205L172 206ZM238 207V208H239ZM230 208V207H228ZM233 208V207H232ZM30 209V208H29ZM35 209H36V212H35ZM43 209V207H42ZM72 210V209H75V211H77L76 213V216L75 213L74 217H69V210ZM179 209V208H178ZM188 209V208H187ZM194 209V208H193ZM192 209V210H193ZM240 209V208H239ZM250 209V210H251ZM15 210V211H14ZM31 210V209H30ZM70 210V211H71ZM197 210V209H196ZM207 210V209H206ZM205 210V211H206ZM245 210V208L243 209ZM205 211H201L199 214L201 215L202 213H204ZM211 211V210H210ZM237 211V209H236ZM241 211V210H239ZM252 211V210H251ZM264 211V209L262 210ZM43 212V211H42ZM79 212L81 213L82 212V215H79ZM168 212V211H167ZM199 212V210H198ZM198 212L196 213V216L198 217ZM208 212V211H206ZM238 212V211H237ZM253 212V211H252ZM30 213V212H29ZM160 213V212H159ZM254 213V212H253ZM142 214V215H144ZM156 214V213H155ZM198 214V215H197ZM205 214V213H204ZM1 215V214H0ZM12 215V214H11ZM187 215H190L189 213ZM193 215V216H192ZM192 217H194V214L192 213ZM213 215V214H212ZM252 215V214H251ZM3 216V217H4ZM14 216V215H13ZM79 216H81L79 219ZM137 216V215H136ZM141 216V215H139ZM137 217L138 219L141 220L140 217ZM145 216H143V218H145ZM195 216V217H196ZM254 216V215H253ZM35 217V219H34ZM133 217V216H132ZM131 217V223L133 222L134 224L135 220H133V218ZM152 217V216H151ZM165 217V216H164ZM191 217V218H192ZM213 217V216H212ZM250 217V216H249ZM7 218V217H6ZM6 218H3V219H6ZM31 218L30 221H31ZM68 218L67 220H69V225H68V229H64V222L66 221L65 219ZM136 218V217H134ZM142 218V219H143ZM147 218V217H146ZM167 220L169 217H166ZM185 218V217H184ZM261 218V217H260ZM263 218V217H262ZM9 219V218H8ZM20 219V218H19ZM28 219V220H29ZM43 219V218H42ZM163 219V218H162ZM183 219V218H182ZM190 219V218H189ZM187 218V222L190 221L191 224H192V221L193 219L196 220V218H193V219H190L189 220ZM198 219V218H197ZM259 219V218H257ZM256 219V221H258ZM27 219H25L26 221ZM146 220V219H145ZM164 220V219H163ZM162 220V221H163ZM185 220V219H183ZM182 220V221H183ZM199 220V219H198ZM198 220L197 223H198ZM255 220V219H254ZM24 221V220H23ZM37 221V222H38ZM139 221V220H137ZM150 221V220H149ZM250 221V220H249ZM261 221L263 222V220L261 219ZM260 221V222H261ZM120 222V223H119ZM154 222L153 224H155V221H151V223ZM169 222V221H168ZM237 222V221H236ZM119 223V224H118ZM127 223H130V219L129 221H127ZM126 223V224H127ZM140 223V221L138 222ZM166 223V222H165ZM164 223V224H165ZM189 223V222H188ZM195 223V221H194ZM253 223V222H252ZM251 223V224H252ZM68 224V223H67ZM123 224L125 225V223L123 222ZM150 224V222H149ZM153 224H151V226H153ZM157 224V223H156ZM156 224L154 225L156 227ZM163 224V223H162ZM226 225V223H223V225ZM250 224V226H251ZM29 225V224H28ZM64 225V226H63ZM111 225V226H112ZM122 225V224H121ZM120 225V227H122ZM158 225V224H157ZM189 225V224H188ZM224 225V226H225ZM230 225V224H229ZM35 226V224H34ZM116 226H115V229H116ZM139 226V225H138ZM147 226V225H146ZM149 226V225H148ZM187 226V225H186ZM222 226V225H221ZM222 226V227H224ZM231 226V225H230ZM30 227V226H29ZM36 227V226H35ZM37 227V228H38ZM114 227V226H113ZM112 227V228H113ZM119 227V228H120ZM126 228V226H123V228ZM129 227V226H128ZM141 227V226H139ZM139 227H137L139 229ZM154 227V228H155ZM219 227V226H218ZM218 227H214L215 230L220 229L222 228H218ZM160 228V227H159ZM233 228V227H231ZM240 228V227H239ZM51 229V228H50ZM122 229V228H120ZM133 229V228H132ZM149 229V228H148ZM223 229V228H222ZM225 229V228H224ZM20 230V229H18ZM117 230V229H116ZM115 230V231H116ZM135 230V229H134ZM132 230V231H134ZM147 230V229H146ZM156 230V228L154 229ZM210 230V229H209ZM128 231V230H127ZM141 231V229H140ZM218 231V232H219ZM230 231V230H229ZM17 232V231H16ZM22 232V231H21ZM21 232H18L16 234H14V239L15 241L13 242V245H20L19 248L21 247L22 243H24V241L26 242V239H28L26 236V238L24 237V235L20 234ZM36 232V230H35ZM44 232V233H43ZM55 232V233H56ZM147 232V231H146ZM225 232H226V229H225ZM254 232V230L252 231ZM24 233V231H23ZM51 233L49 234V237L52 236ZM149 233L152 235L151 238L153 237L154 239L157 238V240L159 239V236L157 235H153L150 231ZM156 233H157V230H156ZM159 233V232H158ZM224 233V232H223ZM29 234V233H28ZM53 234V233H52ZM148 234V233H146ZM145 234V235H146ZM226 234V233H225ZM249 234V233H248ZM247 234V235H248ZM111 235V234H110ZM115 233L113 232V235L114 236ZM218 235V234H217ZM229 235V234H228ZM55 236V235H53ZM246 236V235H245ZM252 236V235H250ZM16 237V238H15ZM57 237V236H55ZM82 237V236H81ZM30 238V237H29ZM47 238V237H46ZM80 238V237H79ZM113 238V237H112ZM193 242L195 240H198L199 238H203L201 239L202 241H204L203 243L205 244H208L210 249L209 250L211 253H213L214 255L215 254H218L220 255L219 257H221V259H223L222 257L225 255L222 254V250L220 248H218L219 244L223 243L220 241V243L218 242V238L214 235V234H211L209 236H206V235H198L196 236V234H192L190 237H189ZM226 238V236H225ZM253 237H249V239H251ZM36 239V238H35ZM51 239V238H50ZM103 239H107L106 235H105V238H102V241ZM150 240L149 242H156L155 240ZM223 239V238H222ZM255 239V238H254ZM32 240V239H31ZM41 240V239H40ZM43 240H46L45 238ZM57 240V238L55 239ZM98 240V239H97ZM189 241V242H192V241ZM248 240V239H247ZM253 239L249 240L248 242H252ZM257 240V239H255ZM13 241V240H12ZM42 241V240H41ZM78 241V240H77ZM88 241V240H87ZM106 241V240H105ZM199 241V240H198ZM197 241V243H198ZM45 242V241H44ZM104 242V241H103ZM110 242V241H109ZM148 242V241H147ZM149 242L147 243V246L149 244ZM196 242V241H195ZM256 242V241H255ZM254 242V243H255ZM7 242H5L6 244ZM12 243V242H11ZM27 243V242H26ZM29 243V242H28ZM35 243V242H34ZM56 243V242H55ZM95 243V242H94ZM150 243V244H151ZM200 243V241H199ZM202 243V244H203ZM219 243V244H218ZM44 244V243H43ZM106 245V242L104 243ZM122 244V243H121ZM146 244V243H145ZM144 244V245H145ZM149 244V245H150ZM154 244V243H153ZM152 244V245H153ZM203 244V245H204ZM220 244V245H221ZM263 244V243H262ZM12 245V244H11ZM24 245V244H23ZM22 245V246H23ZM26 245V244H25ZM50 245V244H49ZM100 245V244H99ZM109 245H112V248L114 249V259L116 261H122L124 259V257H122L121 254L119 251H118V246L117 245H113V244H109ZM107 246L110 247V246ZM157 244L154 245V248L155 246H157ZM200 245V244H199ZM203 245H200V249H203L202 246ZM224 245V244H223ZM255 245V244H253ZM10 246V245H9ZM30 246V245H29ZM33 246V245H32ZM32 246H30L32 248ZM90 246V245H89ZM95 246V244H94ZM98 246V244H97ZM101 246V245H100ZM115 246V248L113 247ZM222 246V245H221ZM225 246V245H224ZM240 246V245H239ZM247 246V245H246ZM3 247V245L1 246ZM5 247V245H4ZM4 247H3V250H4ZM8 247V246H6ZM14 248L13 250H15L16 248L14 246H11L9 248ZM28 247V246H27ZM73 247V246H72ZM83 247V246H81ZM80 247V248H81ZM92 248V245L90 246ZM106 247V246H105ZM104 247V248H105ZM117 247V248H116ZM151 247V246H150ZM208 246H204V248L206 249ZM264 246L261 247L260 249V253H261V250ZM29 248V247H28ZM34 248V246H33ZM47 248V247H46ZM55 248V247H54ZM94 248H97L96 246ZM103 248V247H102ZM106 248V249H107ZM120 248V247H119ZM159 248V246H158ZM182 248V246H181ZM240 248V247H239ZM243 248V247H242ZM23 249V248H22ZM87 250L89 248H86ZM121 249V248H120ZM203 249V250H205ZM209 249V248H208ZM224 249V248H223ZM251 249V248H250ZM250 249L247 248V251ZM2 250V252H4ZM10 250V249H9ZM33 250V249H32ZM51 250V249H50ZM71 250V249H70ZM85 250V249H84ZM101 250V249H100ZM184 250V249H183ZM186 250V249H185ZM207 250V249H206ZM206 250L204 252H206ZM7 251H8V248H7ZM97 251V250H96ZM152 251V250H151ZM208 251V252H209ZM237 251V250H236ZM235 251V252H236ZM248 251V252H249ZM255 251V250H254ZM253 251V252H254ZM1 252V251H0ZM30 253V249L28 251ZM33 252V251H31ZM94 252V251H93ZM243 252H246L245 249H243ZM242 252V253H243ZM248 252H247V255H245L243 257V255H240L239 253H237V255H240L245 264H246V257L248 256ZM252 252V251H251ZM252 252V253H253ZM257 252V251H256ZM255 252V254H256ZM83 253V252H82ZM226 253V252H224ZM6 254V253H5ZM13 254V253H12ZM16 254V253H15ZM91 254V253H90ZM121 254V255H120ZM180 254V253H179ZM212 254V255H213ZM228 254V253H227ZM246 254V253H245ZM31 255V254H30ZM211 255V254H210ZM236 255V256H237ZM263 255V254H262ZM2 256V254H1ZM24 256V255H23ZM202 256V255H201ZM217 256V255H216ZM253 256V255H252ZM251 256V257H252ZM225 257V256H224ZM258 257H259V251H258ZM264 257V256H262ZM74 258V256H73ZM127 258V257H126ZM227 258V256H226ZM248 258V257H247ZM255 258V256L253 257ZM261 259V256L259 257ZM8 259V258H7ZM72 259V258H71ZM198 259V258H197ZM249 261L251 258H248ZM258 259V258H257ZM114 260V262H116ZM133 260V259H132ZM225 260V258H224ZM253 260V259H252ZM2 261V260H1ZM72 261V260H71ZM127 261V260H126ZM175 261V259H174ZM192 261V262H191ZM189 263L191 264H195V261L196 260H192ZM194 261V262H193ZM249 261L247 260V262L249 263ZM262 262V264H264V260H260ZM5 262V261H4ZM77 262V261H76ZM124 262V261H122ZM203 263V260L201 261ZM243 262V261H242ZM242 262H240L239 260L236 262V263H240V264H243ZM251 262V261H250ZM254 262V261H253ZM125 263V262H124ZM198 263V262H197ZM196 263V264H197ZM257 263V262H256ZM75 264V263H74ZM77 264V263H76ZM118 264V263H117ZM122 264V263H121ZM128 264V263H127ZM199 264V263H198ZM207 264V263H206ZM250 264V263H249Z\"/></svg>", "mask_w": 264, "mask_h": 264}, {"label": "rangeland", "instance_id": "obj_2", "mask_svg": "<svg viewBox=\"0 0 264 264\" xmlns=\"http://www.w3.org/2000/svg\"><path fill=\"white\" fill-rule=\"evenodd\" d=\"M16 1V2H15ZM19 1H20V3H19ZM54 2H55V0H53ZM61 3H66V1H68V3L70 4V5H66V4H62V8H64L65 10L69 7V6H72L73 5V3L75 2V0L73 1V0H59ZM64 1V2H63ZM70 1V2H69ZM71 1H73V2H71ZM98 0H82V2L83 3H81V1L80 2H78V4L79 3H81V4H77L76 5V7L78 8V7H81V9H82V7L84 8L85 6H83V4L84 5H86V6H89V7H91V8H95V4L96 3H98L97 2ZM199 3H200V5H202V6H204L203 8H205L206 9V7H207V10H206V12H204V13H206V16H207V20L209 19V22H211L210 20H211V18H212V20H215L216 18V21L218 20L219 22H216V23H221L220 21H222V24L220 25L219 24V26H218V29L215 31V33L218 35V37L220 36V35H222V32L224 31V27H225V31H227L228 33H231V31L233 30V28L235 29V28H237L236 26H238V24H248L249 22L250 23H253V22H256V19L257 20H263V18H264V1L263 0H256V1H258L257 3H256V1L254 2V0L253 1H251V2H254V3H249L250 2V0H242L241 2H243V4H241V5H236V6H240L241 7V9H240V7H239V9L238 10H236L235 9V7H233L234 9H235V11L237 12H235L234 11V9L232 8V11L230 10V9H228V8H230L229 6H228V8H226L227 7V2L226 1H223V2H225V3H221L220 1V4H211V5H209L210 3L209 2H207V1H205V0H203V1H201V0H197ZM245 1V2H244ZM246 1H248L247 3H246ZM33 2H35V1H33ZM33 2L31 1V0H0V13H1V10H2V12H6V13H9V12H14V15L15 16H11L10 18H13V19H15V17H16V19H15V21L16 22H13L14 20H12L10 23H9V27L8 28H6L4 31L3 30H1V28H0V39H2V40H8V41H1L2 43H10L11 42V44H13V43H15L19 38L21 39V38H23L24 40H25V43H27V42H30V41H36V45L35 46H38L37 48L39 49V50H41V48H42V46L43 45H45V43L47 44V43H51V42H57L58 43V45H63V44H67V46H65V50H64V53H66L67 52V50H69L68 48H70V44H68L70 41H68V39L66 38V37H64L63 36V34H59V35H55V36H51L49 33H48V31L47 30H45V27H42V25H38V27L39 26H41V27H37V26H35V27H32V26H29L30 28H28L27 29V27H25V26H23V23L21 22V21H23L22 19H23V15H24V17H26V16H29L30 15V12H32V10H33V8H34V5H33ZM54 2H52V0H51V3L52 4H55ZM85 2L87 3V4H85ZM92 2V3H91ZM184 1H182V3H183ZM16 3H18L19 5H17ZM36 3V2H35ZM203 3V4H202ZM209 3V4H208ZM237 3H240V2H237ZM246 3V4H245ZM75 4V3H74ZM99 4V3H98ZM250 4H252V5H250ZM36 5V4H35ZM93 5H95V6H93ZM226 6V7H225ZM36 7V6H35ZM67 7V8H66ZM232 7V6H231ZM237 7V8H238ZM194 8V7H193ZM198 8H201L200 6L198 7ZM64 9H62V11L64 10ZM80 9V8H79ZM196 10H199V9H197V6H196V8H195ZM194 9V10H195ZM8 11V12H7ZM21 11V12H20ZM201 11V10H200ZM205 11V10H204ZM234 11V12H233ZM25 12V13H24ZM26 12L28 13V14H26ZM241 12V13H240ZM24 13V14H23ZM21 16H20V15ZM245 15V16H244ZM260 15V16H259ZM212 16V17H211ZM216 18H215V17ZM218 16V17H217ZM260 18H259V17ZM21 17H22V19H21ZM205 17V16H204ZM185 18H186V20H187V22L189 23V24H193L194 22H189L190 20H191V18H189V14H187V17L185 16ZM188 18V19H187ZM214 18V19H213ZM20 21H19V20ZM205 19V18H204ZM202 20V18L200 19L201 20V22H203L204 23V21H206L207 22V24L209 23L206 19L205 20ZM63 20V19H62ZM184 20V19H183ZM189 20V21H188ZM228 20V21H227ZM231 20V21H230ZM185 21V20H184ZM192 21V20H191ZM17 22H18V24H17ZM21 22V23H20ZM63 22H67V20L65 21V19L63 20ZM200 22V23H201ZM205 22V23H206ZM16 23V24H15ZM19 23H20V25H19ZM68 23V22H67ZM195 23H197L196 21H195ZM199 23V22H198ZM226 23V24H225ZM230 23V24H229ZM237 23V24H236ZM224 24V25H223ZM236 25V26H235ZM258 25H260V24H258ZM258 25H257V27H258ZM224 26V27H223ZM16 27V28H15ZM37 27V28H36ZM101 27V26H100ZM99 27V28H100ZM256 26H254V27H252V28H255ZM256 27V28H257ZM262 27V28H261ZM23 28H25V29H23ZM34 28H36L35 30H34ZM230 28V29H229ZM251 28V30L249 29V28H247V30H246V28H245V30H244V28L242 29V31H243V33H240V32H242V31H238L239 32V35H240V37H242V40L240 39L239 41H238V43L239 44H237L236 43V45H228V46H230V47H228L227 45L225 46V44L223 45V43H222V41L220 42V44L222 45H220V47H219V49H220V51L223 53V54H225L224 56H226L227 57V59H225V60H218V59H214V57H212L211 55L209 56L208 55V53H206V52H208V51H211L210 49H206L207 51L204 53V54H200L201 53V51L198 53V52H196L197 50H192V49H195V48H192V49H190V51L192 52L191 54V59H192V61H193V66L196 64V67H195V69L197 70H195V72H193L194 73V75L193 74H191L192 72H190L189 70H188V68L187 67H184V66H186V64H188V61H186V59L184 60L183 59V52H179L178 53V57L179 58H182L183 60L182 61H184L183 63L184 64H182V65H184V66H182V68L184 69H181V71L180 70H175V69H178L179 67H176L175 69H173L174 68V65H172V66H170L171 68H169V69H172L171 71L169 70V74L168 73H166V71H164L163 73H162V75L165 73V75H163V76H161V74H160V76H161V78H162V82H161V79H160V77H159V73H157L156 74V71L154 70L155 68H154V66L151 64V65H149V61L147 62L146 60L144 61V57H143V59H141V57L142 56H144V55H142V53H138V56L139 57H134V59L133 58H130V57H128L127 56V54L125 55V57L127 58H129L130 60H133L132 62L134 63V64H138V63H140L141 62V65L142 64H144L145 62H146V64H144V66L142 67L140 64H138V66L140 65V67H142V68H140L139 67V69H142L143 70V72L141 73L142 74V77L144 78V82H145V84L146 85H148V86H150V89H149V91L151 92H149L150 93V95H149V93L147 94V101H145V99H143L142 100V102L143 103H140V107L141 108H139V106H138V104H136V103H138L137 102V100L136 99H134V98H127V99H129V100H127L125 97H123L121 94L123 93V91H121V89H120V86H124V84L123 83H119L118 81H115L114 79V81H111L112 80V77H110V80L108 79V77H109V69L108 68H106L107 67V65H105L104 66V62H103V60H102V58L99 56V54H97V53H94L95 51H87L86 49V47H84V46H86L87 44L86 43H84V39L83 38H79V39H81V40H79V39H77V40H79V41H77L76 39H73V40H76V41H72L71 40V42H74V43H76V44H78V46L80 47V52L79 53H77V54H79V55H77L76 54V56L80 59V60H82L83 62H85V64L83 63V62H81V64H83L84 66V68H83V70H87L86 72L85 71H83V72H85L84 74H88L89 72H90V70H96V71H101L102 73V75L101 74H98V73H96V74H94L93 75V77H91L90 78V80L93 82L92 84H90L89 86H88V84H85L84 82H81V80H79V79H81L80 77H79V74L77 75V73H76V70H74L75 72H70V73H67L66 72V70L64 69H62L61 68V66H59L60 67V69H59V67H58V65L57 64H53V65H56V66H53L52 65V69L50 70V69H48V70H50L51 71V73L49 74L48 73V71L46 72L45 70V68H41L40 67V69L38 68L39 67V65H36V66H38V67H36V70H34L35 72H36V74H38L37 75V77H41L42 75H47V76H51V78L53 77L54 78V80H55V78L59 75L60 76V74H61V81H62V79H63V82H66V83H70L69 85H70V87L75 91V93L76 94H78L80 97H82L83 99H84V102H85V104H87V109L89 108L90 109V106L92 105V104H94L95 102H96V100H98V103H103V101H102V99H103V93L101 94V93H98V95L96 96V97H94V99H91L90 100V97H91V95H92V93H91V90H90V87H92V86H95L96 87V85H98V84H104V85H107V84H109V85H112L114 88H113V90H114V95H116V96H112V94H110L109 95V98H107V97H105V98H107V100H109L110 98L112 99V98H115V100H116V98L119 96L120 97V95H121V99H120V103H122L123 102V105H124V103H126L125 104V106L128 104L130 107L129 108H125V106H123L124 108H125V114H127V115H125L126 117V119L128 120H124V122H122V115H118V114H120V112H118L117 111V109H115L114 111L117 113V115H116V113L115 112H113V111H111L110 113H109V111L108 110H105V112L104 113H109V115L108 116H110V115H112V116H110L109 118H106V117H104L103 118V116L102 117H100L101 115H99V114H96V112H93V113H90V112H86L85 110H82L81 109V107H79V105H74V107H72V109H71V107L69 108V110H68V112L67 113H65L64 112V114H65V116H64V118H66V120H68V121H71L72 122V120H75V121H77V123L80 125V124H82V126H80V127H85V128H89L92 132H95L94 134H97L98 133V135L100 136L99 138L101 139V137H102V141H101V143H100V141H99V143L101 144V146L103 147L104 145V147H108L109 145V142H108V140L109 139H111L110 137H108V132L109 133H113V136L115 137V135L117 136V138H120V140L123 142V143H125L124 145H121V146H119V149H117V154H116V150L114 151V152H112V153H110V151L108 152V153H105V155L103 154V155H101V154H90V153H92V152H90V153H86V151H89L87 148H85V152H84V154H87V156L88 157H86L85 159L83 158L82 160L84 161H82L81 159V161L79 160V159H75L76 161H80L81 163H78V164H76V165H73V166H75V167H67L68 166V162H70V161H72V159H74V157H75V155L76 154H72V148H66V149H63L62 151H64V150H66V151H71V155L69 156V157H71L72 159H70V161H68V160H66V162L67 163H65L64 162V164H62V167L64 168L65 167V170L64 171H67L68 169L67 168H69V170H75L76 171V175L80 178V180L82 181V180H88V181H90L91 179V177H89V176H91V175H89V173L86 171L87 169H88V167L90 166V165H95V167L98 169V170H102V169H108L109 170V176L107 175V180H111L112 182H116L115 184L116 185H114V183H112L111 184V181L109 182L108 181V184L110 183L111 185H112V187L110 186V187H108L107 186V181L106 182H104V186H106L107 188H109V189H112V190H114V191H116V192H112L111 190V192L107 189V193H108V195L110 196V195H112V193H117L118 192V190L120 191V189L122 190V187H125L126 186V184L128 185L129 184V186H131V188L133 189V191L134 192H138V190L139 189H143V187H145L144 186V184L145 183H143V185H142V182H140V179H141V177H143L144 179V181H146V184L148 185V188H149V190L150 191H152V192H156V190H157V188H158V190H162L164 187H166V186H170L171 184H172V182H173V178L174 179H176L177 177H176V173H178L179 175L181 174V175H184V176H186V178L187 179H193L194 178V174L196 173V172H198V171H196V172H194V174H193V170H194V168L197 170V169H201V170H205V169H207V168H209V166H211V167H215V168H219V166L221 167V165L224 167V165H226V164H228V165H230V164H232L233 163V161L234 162H236V163H240L241 162V159H242V157L244 156V154H251L252 153V151L254 150V149H259L260 147H261V145H262V142L260 141V139H259V135L258 134H260V133H258L259 131H260V129H262L263 127L262 126H264V92H263V90H264V65L262 64L264 61H263V59H262V62H258L259 64H261V66L263 65V67H261L260 65H257V63L255 64V66L257 65L258 67H261V70H260V68H258V70L259 71H255V70H257L256 69V67H255V69L253 70V74H251V73H248V74H243V75H245V77H243L242 78V75L240 74L239 76H238V74L236 73L235 75L233 74L232 75V73L234 72V71H236L238 68L240 69V70H242L241 68H244L245 67V63L240 59L241 57H243L244 56V53L246 54H248V52H245V51H248V49H250V52H249V54H251V55H255V53L258 51H260V45H258V44H260V42L262 41V42H264L263 40H264V23L262 22V26L260 25V27H258V30L257 29H252ZM23 29V30H22ZM113 29V28H112ZM249 29V30H248ZM9 30V31H8ZM18 30V31H17ZM26 31V33H24L25 31ZM40 30V32H38ZM79 29H77V32H79L78 31ZM101 30V32H103V35L106 37V38H108V40H110L111 42H114L115 40H117V41H119L117 44H116V46L117 45H119V46H121V45H123L122 44V42L120 41V40H123V36L118 32V33H116V32H114V34H112V32H113V30H109L110 32H108V28H107V30H106V28H104L103 29V27H102V29H100ZM99 30V31H100ZM222 30V31H221ZM254 30V31H253ZM16 31V32H15ZM20 31H21V33L22 34H20ZM24 31V32H23ZM46 31H47V36H46V34H44L43 32H45L46 33ZM139 31V30H138ZM224 31V32H225ZM17 32H19V33H17ZM141 32V30L139 31V33ZM220 32V33H219ZM223 32V33H224ZM227 32H225V34L224 35H228L227 34ZM255 32V33H254ZM6 33V34H5ZM24 33V34H23ZM81 33V32H80ZM105 33V34H104ZM115 33L117 34V35H115ZM136 33H138V32H136ZM16 34V35H15ZM35 34H36V36H35ZM46 36H44V35ZM120 34V35H119ZM214 34V33H213ZM213 34H211V36H213L214 37V39H215V37H216V35L214 36ZM111 36V38H112V36L113 35H115V36H117V38H115V36H113L114 38H112L113 40H111V38H110V36ZM32 36V37H31ZM42 36H44V37H42ZM119 36V37H118ZM122 36V37H121ZM253 36H255V38L253 37ZM257 36H258V39L256 40V38H257ZM40 37V38H39ZM50 37V38H49ZM64 37V38H63ZM16 38V39H15ZM42 38V39H41ZM44 38V39H43ZM207 38V39H206ZM206 38H205V40H203V42L205 43V48H206V44H207V42H208V40H209V38H210V40H212L213 38L212 37H208V35L206 36ZM217 38V37H216ZM249 38H250V40L252 41H254V42H256V43H253V42H251L250 40H249ZM28 39H29V41H28ZM63 39V40H62ZM67 39V40H66ZM120 39V40H119ZM47 40V41H46ZM256 40V41H255ZM260 40V41H259ZM82 41V42H81ZM257 41H259V43L257 44ZM13 42V43H12ZM40 42V43H39ZM60 43V44H59ZM84 43V44H83ZM243 43V44H242ZM252 43H253V45L254 44H257V47H259V48H256V50L253 48V45H252ZM243 46H242V45ZM245 44H247V45H245ZM263 44V43H262ZM16 44H14V45H12V46H15ZM69 45V46H68ZM41 46V47H40ZM225 46V47H224ZM78 47V48H79ZM118 47V46H117ZM240 47H242L241 49H240ZM250 47H252V48H250ZM255 47V46H254ZM262 45H261V49H262ZM208 48V47H207ZM226 48V49H225ZM10 49V48H9ZM62 49V47H59V49L57 48L56 50H57V52H59L60 50ZM119 49V48H118ZM117 49V50H118ZM224 49V50H223ZM251 49H253V51L251 50ZM257 49H259V50H257ZM264 49V48H263ZM11 50V49H10ZM9 50V51H10ZM48 50H51V48L50 49H48ZM59 50V51H58ZM243 50V51H242ZM66 51V52H65ZM82 51V52H81ZM182 51V50H181ZM226 51V52H225ZM240 51V52H239ZM242 51V52H241ZM11 52V51H10ZM41 53L43 52V50L42 51H40ZM39 52V54H40V56H41V53ZM46 52H48V51H46ZM56 52V51H55ZM71 51H69L68 53H67V55L70 53ZM88 52V53H87ZM262 52L264 53V50H262ZM32 53H34V52H32ZM30 54V55H33V54ZM81 53V54H80ZM86 53H87V55H86ZM90 53H92V54H90ZM240 53H243V56L240 54ZM37 53H34V55L35 56H37L36 55ZM39 54H38V57H40L39 56ZM51 54V53H50ZM49 54V55H50ZM53 54V53H52ZM90 54V55H89ZM182 54V55H181ZM237 54H239V55H237ZM248 54V55H249ZM58 56H59V53L57 54ZM80 55H81V57H80ZM89 55V56H88ZM98 55V56H97ZM142 55V56H141ZM205 55V56H204ZM248 55H245V56H248ZM24 56V55H23ZM22 56V57H23ZM52 56V55H51ZM133 56V55H132ZM131 56V57H132ZM181 56V57H180ZM183 56V57H182ZM4 57V56H3ZM6 57V56H5ZM4 57V58H5ZM49 57L50 56H48L47 58L49 59ZM177 57V56H176ZM177 57V59H179ZM209 57H211V58H209ZM34 58H37V57H34ZM58 58V57H57ZM95 60H94V59ZM137 58H139V59H137ZM237 58H238V60H237ZM6 59H9V57L7 58L6 57ZM48 59H46V60H48ZM85 61H84V60ZM93 59V60H92ZM99 60V62H100V64L99 63H97L99 66H96L97 64L95 63V61L96 60ZM125 58H124V56H122V60H124ZM137 59V60H136ZM172 59V58H171ZM170 59V60H171ZM173 59H175V56L173 57ZM172 59V60H173ZM176 59V60H177ZM190 59V60H191ZM234 59V60H233ZM243 59V58H242ZM101 60V61H100ZM139 60V61H138ZM149 60V59H148ZM169 60V61H170ZM170 61V63H174L175 64V60H173V61ZM237 62H236V61ZM51 61V60H50ZM93 61H94V63L95 64H92L93 63ZM215 61V62H214ZM241 61H242V63L243 64H241ZM18 62H20V63H22V61H20V60H18ZM54 62V61H53ZM103 62V63H102ZM144 62V63H143ZM186 62V63H185ZM200 62H202V63H200ZM228 62V63H227ZM233 62V63H232ZM182 63V62H181ZM217 63V64H216ZM220 63V64H219ZM237 63V64H236ZM233 64H235V65H233ZM242 66H241V65ZM92 65H95V67H93ZM147 65H149V66H147ZM228 65L230 66V67H228ZM232 65V66H231ZM240 65V66H239ZM93 67V69H91L92 67ZM235 66V67H234ZM254 66V65H253ZM29 68H30V65L28 66ZM53 67H54V70H53ZM146 67L148 68L147 69V71H146ZM154 69H153V68ZM173 67V68H172ZM234 67V68H233ZM31 68H32V66H31ZM31 68L29 69V70H31ZM95 68V69H94ZM97 68V69H96ZM106 68V69H105ZM150 68V69H149ZM231 68V69H230ZM39 69V70H38ZM43 69V70H42ZM88 69H90L89 71H88ZM153 69V71H155L154 72V74H153V71H151ZM227 69H228V71H227ZM233 69H235V70H233ZM3 70V69H2ZM23 69H21V71H22ZM145 70V71H144ZM186 70V71H185ZM231 70V71H230ZM9 71V72H8ZM20 71V70H19ZM19 71H12V70H7L6 72H4V71H2V72H4V74H6V75H8V77L11 79V80H29V79H32L31 77H34V71H33V74H32V72H31V74L33 75H31V74H29L30 72H28V74L29 75H25L24 73H26L24 70L21 72V73H19L18 74V72ZM49 71V72H50ZM57 71V72H56ZM61 71V72H60ZM65 71V72H64ZM105 72V75L103 74L104 72ZM107 71V72H106ZM150 71V72H149ZM205 71H206V73H205ZM223 71H224V74H223ZM260 71H262V73H261V76L259 77V76H257V72H259V74H260ZM24 72V73H23ZM40 72V73H39ZM46 72V73H45ZM55 72V73H54ZM149 72V73H148ZM167 72H168V69H167ZM171 72H173V73H171ZM237 72H239L238 70H237ZM17 73V74H16ZM57 73H58V75H57ZM72 73H73V75H72ZM174 73H176V74H178L177 76H176V74L174 75ZM187 73V74H186ZM190 73V74H189ZM198 73V74H197ZM255 73H256V76H255ZM22 74H24V76L22 75ZM67 74H69V75H67ZM98 74V75H97ZM223 74V75H222ZM226 74V75H225ZM251 74V75H250ZM41 75V76H40ZM54 75V76H53ZM55 75H56V77H55ZM66 75H67V77H66ZM92 75V74H91ZM97 75V76H96ZM108 75V76H107ZM145 75V76H144ZM150 75V76H149ZM153 75V76H152ZM154 75H158V77H159V80H160V84H165V78H166V80L168 81H166V88L168 89V88H172L171 90H169V95L168 96H170V93H171V95H173L174 94V92H176L180 87L182 88V90L183 91H185L186 89L185 88H196V90L198 91V92H196V90L193 92H191V94L189 95H187V97L190 99V100H192V101H194L195 103H196V105H197V107H198V110H200V113H199V111H198V113H193V111L191 112V111H187V112H189V116H188V113H186L185 111L186 110H184V112L183 111H177V110H175V117L179 120L178 122V127H179V131H177V136H178V138H172V139H170V129L168 130V128H167V130H166V128L165 127H163L162 128V130H163V132H164V138L167 140V141H169L168 143L171 145V146H174V149L175 150H177L176 152L177 153H179V154H177L176 156H172L173 157V159L172 158H170L169 157V155H168V153L166 152V154L168 155H165L164 153V151H165V148L162 146V148H163V150L164 151H162V150H159V151H157V155H158V159H159V162L160 163H158L157 164V162L158 161H156L155 162V159H156V156H154V155H152V156H149L150 154V152H142L141 154H139L138 152H137V148H139V146H138V143L140 142V144H144L145 143V138H144V136H140L141 135V127L144 125V123L148 120V115L151 113V111L149 110V109H147L150 105H152V106H150V107H154L155 108V112L157 111L158 112V108L159 107H156L155 106V101L156 100H160V98H161V93L163 92V89L165 88H162L161 89V87L163 86H161L160 84L158 85V83H157V77H155ZM216 75H218V76H216ZM225 75V76H224ZM229 75V76H228ZM248 75V76H247ZM255 77H254V76ZM27 76V77H26ZM58 76V77H59ZM89 76V75H88ZM100 76H102V77H100ZM103 76H104V78H103ZM148 76V77H147ZM231 76H235V77H231ZM241 76V77H240ZM253 76L254 78H251V77ZM36 77V76H35ZM58 77H57V79H58ZM64 77V78H63ZM96 77H97V79H96ZM100 77V78H99ZM105 77L107 78V79H105ZM237 77V78H236ZM240 79H239V78ZM52 78V79H53ZM168 78H169V80H168ZM192 78V79H191ZM249 78V79H248ZM56 79V80H57ZM68 79V80H67ZM146 79H149V81L148 80H146ZM171 79V80H170ZM256 80V82H255V80ZM262 79V80H261ZM65 80H67V81H65ZM108 80V82H106ZM152 82H151V81ZM154 80V81H153ZM158 80V81H159ZM179 80H181V81H179ZM242 80V81H241ZM252 80L256 83H254V82H252ZM58 81V80H57ZM79 81H80V83H79ZM104 81V82H103ZM164 81V82H163ZM170 81L172 82V83H170ZM228 81V82H227ZM238 82V83H234V82ZM239 81H240V83L241 82H243V81H246V84L247 83H249V86H252V85H250L251 83H254L253 85V88L254 89H258V90H254L253 88H252V90H253V92L255 91H258V93H255V94H250L251 92H245V94L246 95H248V93L250 94V95H252V96H246V95H244V93H239V92H237V89L235 90V88H237V86L235 85V84H240L239 83ZM95 82V83H94ZM150 82V83H149ZM251 82V83H250ZM75 83V84H74ZM153 83V84H152ZM154 83L156 84V85H154ZM184 83H185V86H184ZM217 83V84H216ZM230 83V84H229ZM244 83V82H243ZM257 83H258V85H257ZM72 84V85H71ZM95 84V85H94ZM122 84V85H121ZM181 84V85H180ZM231 84H232V86H231ZM172 85V86H171ZM255 85H257V86H255ZM76 86H78V87H76ZM126 86V85H125ZM155 86H156V88H155ZM161 86V87H160ZM170 86V87H169ZM190 86V87H189ZM192 86V87H191ZM209 86V87H208ZM160 87V88H159ZM233 87V88H232ZM257 87V88H256ZM159 88V89H158ZM165 88V89H166ZM184 88V89H183ZM199 88H201L200 89V91H199ZM117 89H119V90H117ZM154 91H153V90ZM156 89H157V91H156ZM161 89V90H160ZM116 90H117V92H116ZM152 90V91H151ZM204 90H206L207 91V93H212L213 94V96H210V95H212V94H210L209 96H207V97H204V95H203V92H205ZM251 89H250V91H252ZM25 92L23 93V95L25 96V97H27L29 100L31 99V101H33L34 103H36V104H39V105H48V106H50V105H52L53 103H52V97L49 95L48 96V93H46L45 95V97L44 96H42L43 98H37V96L38 95H36L34 92L32 93V91H30L31 92V94L30 93H28L29 91L28 90H24ZM27 91V92H26ZM57 91H58V94H59V91L60 90H58L57 89ZM156 91V93H154ZM162 91V92H161ZM189 91H190V89H189ZM225 91V92H224ZM201 92V93H200ZM235 92V93H234ZM173 93V94H172ZM192 93H194L193 95H192ZM196 93L197 94H202L201 96L200 95H196ZM231 93H233V94H231ZM64 94H66V93H64V91L63 92H60V97L63 99H61L62 100V102H63V104H61L62 105V107H66V102H67V98H68V96L66 97ZM118 94V95H117ZM223 94H224V96L225 97H227V98H229V99H227L226 98V100L224 101V99L221 101L222 103H219L218 101H217V103H216V99L215 98H217V100L219 99L218 97H220V96H223ZM243 94V95H242ZM34 95V96H33ZM36 95V96H35ZM40 95H42V94H40ZM39 95V96H40ZM102 95V96H101ZM149 95V96H148ZM159 95V97H157ZM234 95H235V97H234ZM241 95V97L243 98L244 96H246V97H244L242 100H243V102H244V104L246 105L247 104V106H248V103H249V107L250 108H252L251 110L249 109V107H244V105H243V102H242V100L240 99V96ZM127 96H128V94H127ZM152 96H156L155 98H157L156 100L154 99V97L152 98ZM206 96V95H205ZM233 98H232V97ZM237 96L239 97V99H240V101L242 102V106H241V102L239 103V101L237 100ZM119 97L117 98V100L119 101ZM129 97H133L132 95L131 96H129ZM150 97V98H149ZM200 97V98H199ZM209 97V98H208ZM55 98H58V97H55ZM123 98V99H122ZM125 98V99H124ZM152 98V99H151ZM202 98H203V100H202ZM231 98V99H230ZM258 98V99H257ZM38 100V99H40V100H38V101H36V100ZM44 99H46L47 101H49V102H47V101H45ZM65 99V100H64ZM169 99H171V97H169ZM201 99V100H200ZM215 99V100H214ZM44 100V101H43ZM54 97H53V102H54ZM57 100V99H56ZM55 100V101H56ZM127 100V101H126ZM136 100V101H135ZM154 100V101H153ZM234 100V102H231V101H233ZM253 100H255V101H253ZM36 101V102H35ZM130 101V102H129ZM176 101V100H175ZM204 101V102H203ZM235 101H238L237 103L235 102ZM249 101V102H248ZM258 103H257V102ZM52 104H51V103ZM61 102V103H62ZM116 102V101H115ZM197 102H199V103H197ZM254 102H256V103H254ZM208 103H210V104H212L211 106H210V104H208ZM228 103H229V105H228ZM231 103V104H230ZM232 103H236V104H232ZM240 104V105H237V104ZM69 104V102H67V105ZM112 103H110V104H106L107 105V107H109L110 105H111ZM148 104H149V106H148ZM178 104V103H177ZM203 104V105H202ZM251 104H253L252 106H251ZM60 105V106H61ZM64 105V106H63ZM109 105V106H108ZM114 104H112L111 106H113ZM143 105V106H142ZM146 105V106H145ZM179 105H180V103H179ZM178 105V106H179ZM208 105H209V107H211V108H209L208 107ZM216 107H215V106ZM227 105H228V107H229V109H230V107H231V109H232V107L235 105V107H233V109L231 110V111H229V110H227L228 109V107H227ZM233 105V106H232ZM257 105V106H256ZM110 106V107H111ZM148 106V107H147ZM203 106V107H202ZM236 106H240L238 109L239 110H241L242 108L245 110H241V112L240 111H236ZM67 107H69V106H67ZM114 107V106H113ZM112 107V108H113ZM128 107V106H127ZM138 109H137V108ZM144 107V108H143ZM147 107V108H146ZM149 107V108H150ZM216 109H215V108ZM224 107V108H223ZM207 108H208V110H207ZM213 108V110H216V113L214 114L213 113V110H210L209 111V109H212ZM219 108V109H218ZM221 108V109H220ZM223 108V109H222ZM246 108V109H245ZM263 108V109H262ZM106 109V108H105ZM107 109H109V108H107ZM111 109V108H110ZM128 109V110H127ZM176 109V108H175ZM177 109H178V107H177ZM257 109V110H256ZM261 109H262V111H261ZM133 110V111H132ZM233 110H234V113H233ZM246 110H250L249 112L248 111H246ZM197 111H194V112H197ZM223 113H222V112ZM252 111V112H251ZM113 112V113H112ZM139 112V113H138ZM228 112V113H227ZM244 113L243 114V116L240 114V113ZM247 112V113H246ZM250 112H251V114H250ZM48 111L47 112H44L42 115L43 116H47L48 115ZM73 113V114H72ZM75 113V114H74ZM184 113V114H183ZM191 113V114H190ZM225 113V114H224ZM232 113V115L230 116V115H228V114H231ZM239 113V115H241L240 117L241 118H237V119H242V121H240V120H238V121H240V122H237L236 123V125L237 126H235V124H234V126H232L233 124H232V121H233V123H235L234 121H237V120H235L236 119V116L235 115H237ZM261 113V114H260ZM183 114V115H182ZM195 114V115H194ZM221 114V115H220ZM227 114V115H226ZM39 115V114H38ZM183 117H182V116ZM188 116V119H186V116ZM219 115V116H218ZM253 115V116H252ZM35 117L33 118V116H31V118L30 119H33V120H31V121H33V122H35L36 124V129H40L39 131L37 130V134L38 135H36V136H38V139H42L43 137H44V135H46L45 137H47V135L52 131L51 129H50V127H49V129H46L47 127H45V129H44V127L42 128V126H43V121H41V120H38V119H40L38 116H36V115H34ZM119 116V117H118ZM128 116H130V117H128ZM144 116V117H143ZM184 116H185V118H184ZM192 116V117H191ZM225 116H227V119L225 118ZM230 116V118L232 117V119H230V118H228ZM254 118H252V117ZM260 116V117H259ZM113 117V118H112ZM143 119H141V118ZM190 117V118H189ZM237 117H238V115H237ZM252 119H250V118ZM118 118V119H117ZM121 118V119H120ZM128 118H130V119H128ZM147 118V119H146ZM210 118V119H209ZM52 120V116L51 117H49L48 119H46L45 121H47V120ZM120 119V120H119ZM189 119H192L194 122H192V120H189ZM234 119V120H233ZM129 120H131V123H130V125H131V129L129 130L128 128H127V124L130 122ZM189 120V121H188ZM255 122H254V121ZM263 120V121H262ZM200 121V122H199ZM244 121V122H243ZM247 123H246V122ZM248 121H250V122H248ZM252 121V122H251ZM105 123V124H104ZM191 123H193V125L191 124ZM202 125H201V124ZM220 123V124H219ZM222 123V124H221ZM228 123V124H227ZM239 123V124H238ZM251 124V125H249V128H252V129H249L247 126V124ZM257 123V124H256ZM181 124V125H180ZM219 124V125H218ZM224 124H227V125H224ZM230 124H232V125H230ZM244 124H245V126H244ZM263 124V125H262ZM109 125H111V126H109ZM208 125V126H207ZM213 125V126H212ZM218 125V126H217ZM243 125V126H242ZM101 128H100V127ZM108 126V127H107ZM125 126V127H124ZM172 126V125H171ZM182 126H184V127H182ZM202 128H201V127ZM204 126H206V127H204ZM214 126H216V127H214ZM220 126V127H219ZM115 127V128H114ZM195 127V128H194ZM211 127H213V128H211ZM222 127H226L227 128V130H225V132H223V128ZM240 127L241 128H244V127H247V129L245 130V129H240ZM262 127V128H261ZM114 128V129H113ZM169 128H172V127H169ZM189 128V129H188ZM191 128V129H190ZM205 128H207V130L205 129ZM222 129V131L221 130H219V129ZM225 128V129H226ZM105 129V130H104ZM111 129V130H110ZM113 129V130H112ZM116 129V130H115ZM125 129H128L129 130V132H128V130H125ZM187 129V130H186ZM237 131H236V130ZM96 130V131H95ZM182 130L183 131H186V133L187 134H191L192 136H191V141L194 143V144H196V142H197V140H199L198 142H202L203 141V143L200 145V143L198 144L199 146H197V149H199V150H197V151H199L198 152V156L200 157V160H197V162H196V160L194 161V163L192 162V161H190V160H192V159H190L189 158V156H188V154L190 153V148H191V146H192V144H191V142L189 143L190 145V148H182V149H180V142L181 141H183V140H185V139H181V138H184V135L182 134V133H180V132H182ZM205 130V131H204ZM210 130V131H209ZM241 130H243V131H241ZM248 130V131H247ZM249 130H252V131H250L249 132ZM257 130V131H256ZM50 131V132H49ZM113 131V132H112ZM116 131V132H115ZM208 131V132H207ZM239 131V132H238ZM241 131V132H240ZM245 131V132H244ZM253 131L255 132V133H253ZM107 132V133H106ZM222 132V133H221ZM232 132V133H231ZM249 132V133H248ZM219 133V134H218ZM110 134V135H111ZM167 134V135H166ZM200 134H202V136L200 135ZM212 134V135H211ZM233 134V135H232ZM42 135V136H41ZM169 135V136H168ZM215 135V136H214ZM226 135V136H225ZM228 135H230V136H228ZM236 135L238 136V137H236ZM246 135H248L247 137H246ZM40 136V137H39ZM112 136V137H113ZM121 136V137H120ZM172 136V135H171ZM195 136V137H194ZM218 137V141H217V143H216V138ZM221 136V137H220ZM232 136V137H231ZM242 137V139H240V137ZM257 138H256V137ZM42 137V138H41ZM44 137V138H45ZM220 137V138H219ZM223 137V138H222ZM226 137V138H225ZM234 137H236V138H239V139H237L236 140V138H234ZM116 138V137H115ZM199 138V139H198ZM225 138V139H224ZM231 138H232V140L234 139V141L232 142V140H231ZM243 138H245V139H243ZM104 139V140H103ZM108 139V140H107ZM137 139V140H136ZM170 139V140H169ZM201 139H203V140H201ZM228 139V140H227ZM44 140V139H43ZM145 140V141H144ZM220 140V141H219ZM227 140V141H226ZM236 140V141H235ZM258 140V141H257ZM262 140V139H261ZM134 141H138V142H134ZM194 141H196V142H194ZM214 141H215V143H214ZM224 141H225V143H224ZM229 141V142H228ZM247 141V142H246ZM108 142V143H107ZM142 142H144V143H142ZM148 142V141H147ZM221 144H220V143ZM257 142H259L258 144H257ZM103 143V144H102ZM107 143V144H106ZM185 143V142H184ZM231 143H233V144H231ZM239 143V144H238ZM251 143V144H250ZM173 144V145H172ZM193 144V145H194ZM213 144V145H212ZM231 144V145H230ZM257 144V145H256ZM87 145H88V143H87ZM136 145H137V147H136ZM180 147H179V146ZM223 145H225V146H222ZM239 145V146H238ZM241 145V146H240ZM251 148H249L248 149V146ZM255 145V146H254ZM56 146V145H55ZM144 146V145H143ZM188 146V145H187ZM227 146H232V147H230L231 149H229V148H227ZM122 147V148H121ZM123 147H124V149H123ZM221 147V148H220ZM56 148V147H55ZM59 149L61 148V147H58ZM162 148H160V149H162ZM228 149V151H227V149ZM244 148V149H243ZM87 149V150H86ZM180 149V150H179ZM239 149H241L240 150V152H241V154L240 153H237L238 152V150ZM186 150V151H185ZM188 150V151H187ZM230 150V151H229ZM236 150V151H235ZM91 151H92V149H91ZM135 152V154L139 157V159H138V161L137 160H135V159H132V156L130 155L131 154V152ZM139 151V150H138ZM161 151V154H159V152ZM182 151V152H181ZM227 151V152H226ZM232 151V152H231ZM235 151V152H234ZM250 151V152H249ZM164 152V153H163ZM202 152H205V154L206 155H208V156H206L204 153V155L202 154ZM94 153V152H93ZM138 153V154H137ZM183 153V154H182ZM200 153H201V156H200ZM84 154H82L83 155V157L85 156ZM225 154V155H224ZM73 155V156H72ZM113 155H115V157H117L118 159H119V157L118 156H121L120 158H121V162H123V167L124 168H122V167H120V164H122V163H119L120 162V160H119V162H116L117 163V167L116 168H120V169H117L116 170V168H114V164L113 163H111L112 161L110 160V159H108V160H110L109 161V163L106 161L107 160V158L108 157H111V156H113ZM117 155V156H116ZM128 155V156H127ZM174 155H175V153H174ZM187 155V156H186ZM213 155V156H212ZM236 155V156H235ZM91 156V157H90ZM102 156H104V157H102ZM147 156V157H146ZM165 156H167V158L165 157ZM198 156H197V158H198ZM227 156V157H226ZM93 157V158H92ZM123 157V158H122ZM150 158V164L148 163V164H145V159L146 158ZM170 159H169V158ZM207 157V158H206ZM77 158V157H76ZM100 159V162H97L96 161V159L99 161V159ZM104 160H103V159ZM116 158V159H117ZM144 158V159H143ZM177 158V159H176ZM180 159V161H179V159ZM197 158H195V159H197ZM202 158V159H201ZM106 159V160H105ZM112 159V158H111ZM116 159H114V160H116ZM157 159V160H158ZM175 159V160H174ZM190 159V160H189ZM199 159V158H198ZM86 160H88L86 163H85V161ZM93 160V161H92ZM135 160V161H134ZM168 160H170V161H168ZM174 160V161H173ZM179 162H177V161ZM187 160H189V161H187ZM218 160V161H217ZM78 161V162H79ZM104 161V162H103ZM141 161V162H140ZM167 161V162H166ZM176 161V162H175ZM89 162V163H88ZM102 162H103V164H102ZM114 162V161H113ZM171 162V163H170ZM221 162H222V164H221ZM141 163V164H140ZM177 163L179 164L178 166H177ZM200 163H201V167L200 168H198L199 166H200ZM204 163V164H203ZM225 163V164H224ZM66 164V165H65ZM82 164V165H81ZM125 164V165H124ZM127 164H128V166H127ZM161 164V165H160ZM169 164H170V166H171V168H169ZM190 164V165H189ZM212 164L214 165V166H212ZM217 164H218V167H216L217 166ZM55 166H56V164H54ZM60 165V164H59ZM164 167H163V166ZM168 165V167H167V169H166V166ZM186 165V166H185ZM192 165V168L190 167ZM194 165V166H193ZM198 166L197 168H196V166ZM57 166H58V164H57ZM55 167V169H57V168H61L60 166H58V167ZM77 166V167H76ZM181 166V167H180ZM188 166H189V168H191V169H189L188 168ZM112 167L116 170V172H115V170L113 169L112 170ZM160 167V168H159ZM163 167V168H162ZM176 167H178V168H176ZM182 168V169H180V168ZM78 168V169H77ZM243 168V167H242ZM242 168H240V169H242ZM54 169V170H55ZM158 169V170H157ZM163 170H165V171H163ZM168 170H169V172H168ZM183 170V171H182ZM56 171V170H55ZM57 171L59 172L60 170L59 169H57ZM62 171V170H61ZM114 171V172H113ZM136 171V172H135ZM155 171H157L156 173L158 174V176H159V178H160V176H161V179L159 180V181H161V180H163V174H165V178L167 177V176H169L168 174H171V177L169 178V177H167V180H165L166 181V186H165V183H162V184H160V185H157V182H156V180L158 181V179H155L152 175H156L155 174ZM159 171H161V172H163L162 173V175H159V174H161ZM172 171V172H171ZM179 171V172H178ZM180 171H182L183 173H181ZM187 171H189V173L187 172ZM242 171V170H241ZM88 174H87V173ZM167 172V173H166ZM192 172V173H191ZM142 173H143V176H141L140 177V175H142ZM174 173V174H173ZM188 173V174H187ZM91 174V173H90ZM115 174V175H114ZM139 174V175H138ZM173 174V175H172ZM192 174H193V176H192ZM88 177H87V176ZM94 175V174H93ZM92 175V177H94ZM167 175V176H166ZM178 175V176H179ZM106 176V175H105ZM118 176V177H117ZM157 176V175H156ZM155 176V177H156ZM101 176H99V178H100ZM140 177V178H139ZM189 177V178H188ZM114 178H116V179H114ZM121 178V179H120ZM154 178V179H153ZM90 179V180H89ZM120 179V181H122L123 179H125L126 181L124 182V181H122V183L123 184H125V186L123 185L122 187H121V182L120 181H118ZM32 180V179H31ZM142 180V179H141ZM213 181H215L216 179H212ZM211 180V181H212ZM92 181V180H91ZM127 181H128V183H127ZM131 182V184H130V182ZM158 181V182H159ZM172 181V182H171ZM177 181V183H182V178H180V180H174V182H176ZM181 181V182H180ZM211 181L209 180V181H207V182H210L211 183ZM213 181H212V183H213ZM31 182H35L34 180H32ZM79 182V181H78ZM134 182V183H133ZM155 182V183H154ZM162 182H164V181H162ZM216 182V181H215ZM214 182V183H215ZM218 182V181H217ZM30 183V182H29ZM48 183V182H47ZM80 183V182H79ZM78 183V184H79ZM106 183V184H105ZM120 185H119V184ZM211 183V184H212ZM213 183V184H214ZM134 184V185H133ZM159 184V183H158ZM32 185L33 186H35V189H33V186H31V184H30V186H27V187H23V188H21L22 190H23V192L24 193H22V191L20 192V190L18 189L17 190V195H19L20 196V198H23L24 199V201L26 202V205H28V206H25V208L28 210V211H26V209H24L23 211H21V210H19V212L17 213L18 215H16V212H15V214H13L12 212H11V214H9L8 216L5 214V216L3 215L4 213L3 212H1L0 214V264H52V262H50V260L52 261V257L54 256V250L57 248V245H58V241L60 240V238H61V236L62 235H59L60 233H58L57 234V232L54 230L52 233L50 232L51 230H53L52 229V227H55V223L52 221V222H50L48 225H47V229L46 230H44V232H46V234L44 235V237L43 238H40L39 239V241L37 240L38 238H37V234L39 233V232H42V231H39L40 230V228L38 227V226H40V225H38V224H41L42 222H44L45 220H44V216H45V214L46 215H50L52 212H53V208L51 209L50 208V206L47 204V201L45 200V198H44V196H42V194H40L39 192H41L40 190L42 189H39L40 187H41V185L39 184V183H37V182H35V183H32ZM44 185V184H43ZM67 185V187H70V185H68V184H66ZM65 185V186H66ZM75 186H73V185H71V188L72 189H76L77 190V188L76 187H78V189L80 188V184L79 185H77V183L76 184H74ZM120 186V187H117V186ZM129 186H126V187H129ZM154 186H155V188H154ZM37 187V188H36ZM116 188V189H114V188ZM147 187V186H146ZM259 187V186H258ZM258 187H256L257 189H258ZM30 188V189H29ZM36 189H39V191L37 192V190ZM76 190H75V192H76ZM249 190V189H248ZM36 192L38 193V195L39 196H37L36 195ZM74 192V193H75ZM80 192V191H79ZM121 192V191H120ZM249 192V191H248ZM251 192V193H250ZM250 192L248 193L249 195H247V196H250L251 195V197H252V194H253V191L252 190H250ZM263 192H264V188H263ZM263 192H262V194H263ZM25 194L26 195V197L27 198H24V197H22V194ZM29 195H28V194ZM78 194H80V193H78ZM77 193H76V195H78ZM193 194H195V192H193ZM207 194V193H206ZM205 194V195H206ZM210 194V193H209ZM207 195L205 198H207V199H209L208 197L210 196V195ZM18 196V197H19ZM86 196V195H85ZM213 195L211 194V196H210V199H211V197H212ZM239 197V198H238ZM238 199H239V201L236 203V202H234V203H236V204H234L233 202H231V200H227V201H230L229 203H228V206H227V208H226V206L224 207V205L223 206H221L220 204H218L217 203V200H216V198H215V196H213V198L214 199H211V200H213V201H208L207 199H206V202L209 204V205H207V203L206 204H203L202 202H198L197 201V203H194V202H192V201H188V200H190V199H188V200H186V199H184V198H180L179 200H174L175 202H176V204H175V202H172V204H171V210L169 211V207H167V208H169L167 211L166 210H164V208H162L163 210H161L160 211V209L161 208H158V210L156 209V211H158V212H155V211H153V213H152V211H151V216L150 217H148L149 215H150V211L149 212H146L145 214H147V213H149V215H146L145 216V214L144 213H142V214H144V215H142L141 213L139 214H131L129 217H127L126 219H123V221L121 220L120 222H121V226L122 227H120V225L119 226H116L117 225V222H115L116 223V225L114 224V225H112L111 224V222L110 223H108L109 225H108V227H106V225H103V224H106V223H103V222H101L100 223V225H96V226H93V225H91V227H88V228H86V230H85V232H83L78 238H77V240L75 241V243L71 246V250L69 249V253H67L66 254V258L63 260V264H191V263H189L190 261H191V259L192 260H196L195 261V264L198 262L199 264H238V263H236L238 260L240 261V262H242L243 264H245V262H244V260H243V258L240 256V255H243V257L245 256V255H247V252L249 251H247V248L248 249H250V251L248 252V258H251L250 259V261H249V259L246 257V259H245V261H246V264H262V262L260 261V260H264V257H262V256H264V247L262 248V250H261V253H260V249H261V247L262 246H264V211H262L263 209H264V207H263V209H260V210H253V209H255L254 207H255V205L253 204L255 201L256 202H258L257 200L258 199H260V198H258V197H260V196H258L257 198L256 197H254V199H251L250 200V202L253 200H255L254 202H252V206H250V209L251 208H253V209H248V208H246V207H249V205L251 204V203H249V202H247L246 204H245V202L244 203H242L243 202V200L241 199L242 197H241V194H240V196L238 195ZM205 198H204V200H205ZM235 199V200H238V199ZM30 199V200H29ZM227 199H231L230 197L228 198L227 197ZM14 201L16 200V199H13ZM28 200V201H27ZM36 201L37 203L35 204L36 206H38V208H37V210H38V216L39 217H36V218H40L39 219V221L37 222L36 221V219H35V217H34V221H33V217L31 218L30 216L28 217V215H31L33 212H34V209H32V207H31V204H32V202L33 201ZM214 200H216L215 202H214ZM234 199H232V201H233ZM32 201V202H31ZM45 201H46V203H45ZM186 201H188V202H186ZM199 201H201V200H199ZM31 202V203H30ZM180 202H182L183 204V206L180 204ZM239 202L242 204V206L245 204V206H243V209L245 208V210H243L242 209V207L240 206H238V205H241V204H239ZM29 203V204H28ZM180 205H179V204ZM231 203H233V205H237L238 207H236V206H233ZM249 203V204H248ZM177 206V208H173L172 206H174L175 207V205ZM193 204H197V205H193ZM210 204H212V205H210ZM247 204H248V206H247ZM179 205V206H178ZM187 205V206H186ZM205 205V206H204ZM231 205V206H230ZM4 206H5V204H4ZM182 206V207H181ZM42 207H43V209H42ZM228 207H230V208H228ZM233 207V208H232ZM31 210H30V209ZM179 208V209H178ZM188 208V209H187ZM194 208V209H193ZM193 209V210H192ZM197 209V210H196ZM207 209V210H206ZM236 209H237V211H236ZM71 210V209H70ZM69 210V217H74V216H76V213H77V211H75L74 212V210L75 209H72L71 211ZM198 210H199V212H198ZM208 211V212H206V211ZM211 210V211H210ZM239 210H241V211H239ZM15 211V210H14ZM26 211V213L28 214H24V213H22V212H25ZM43 211V212H42ZM203 212V211H205L204 213H202L201 215L199 214L200 212ZM30 212V213H29ZM32 212V213H31ZM35 212H36V209H35ZM75 213V215H74V213ZM160 212V213H159ZM198 212V217L196 216V213ZM3 213V214H2ZM156 213V214H155ZM190 214V215H187V214ZM192 213L194 214V217H192L193 215H192ZM213 214V215H212ZM252 214V215H251ZM14 215V216H13ZM72 215H74V216H72ZM79 215H82V212L80 213L79 212ZM137 215V216H136ZM139 215H141V216H139ZM192 215V216H191ZM254 215V216H253ZM4 216V217H3ZM133 216V217H132ZM140 217L141 218V220L140 219H138L137 217ZM143 216H145V218H143ZM165 216V217H164ZM196 216V217H195ZM213 216V217H212ZM250 216V217H249ZM7 217V218H6ZM81 216H79V218H80ZM131 217L133 218V220H135V219H137V220H139L140 221V223H138L139 221H135V223L136 224H134L133 222L131 223ZM134 217H136V218H134ZM147 217V218H146ZM166 217H169L168 218V220H167V218ZM185 217V218H184ZM192 217V218H191ZM261 217V218H260ZM263 217V218H262ZM3 218H6V219H3ZM9 218V219H8ZM20 218V219H19ZM29 218H31V221H30V219ZM43 218V219H42ZM77 218H78V216H77ZM78 218V219H79ZM143 218V219H142ZM164 220H163V219ZM185 219V220H183V219ZM187 218L189 219H193V218H196V220H198V223H197V221L195 220V219H193V221H192V224H191V220L190 221H188L187 222ZM198 218V219H197ZM257 218H259V219H257ZM25 219H27L26 221H25ZM29 219V220H28ZM68 218H66L65 220V222H64V229H68V225H69V220H67ZM129 219H130V223H127V221H129ZM146 219V220H145ZM255 219V220H254ZM256 219L258 220V221H256ZM261 219L263 220V222L261 221ZM24 220V221H23ZM44 220V221H43ZM150 220V221H149ZM163 220V221H162ZM183 220V221H182ZM250 220V221H249ZM42 221V222H41ZM151 221H155V224H156V227L154 226L155 224H153L154 222H152L151 223ZM169 221V222H168ZM194 221H195V223H194ZM237 221V222H236ZM261 221V222H260ZM119 222V223H120ZM123 222L125 223V225L123 224ZM149 222H150V224H149ZM166 222V223H165ZM227 222V224L224 226L223 225V223H226ZM253 222V223H252ZM46 223V222H45ZM45 223H43V225L46 227V225H45ZM68 223V224H67ZM118 223V224H119ZM127 223V224H126ZM163 223V224H162ZM165 223V224H164ZM252 223V224H251ZM29 224V225H28ZM34 224H35V226H34ZM151 224H153V226H151ZM189 224V225H188ZM231 226H230V225ZM250 224H251V226H250ZM112 225V226H111ZM141 226V227H139V226ZM147 225V226H146ZM149 225V226H148ZM187 225V226H186ZM224 226V227H222V226ZM30 226V227H29ZM44 226H42V224H41V230L44 228ZM114 226V227H113ZM115 226H116V229H115ZM123 226H126V228L124 227L123 228ZM129 226V227H128ZM219 226V227H218ZM38 227V228H37ZM113 227V228H112ZM122 228V229H120V228ZM137 227H139V229L137 228ZM156 228V230H157V233H156V230H154L155 228ZM160 227V228H159ZM214 227H218V228H221L220 229V231H219V229H217V230H215L214 229ZM231 227H233V228H231ZM240 227V228H239ZM51 228V229H50ZM133 228V229H132ZM149 228V229H148ZM226 229V232H225V229ZM18 229H20V230H18ZM45 229V228H44ZM135 229V230H134ZM140 229H141V231H140ZM147 229V230H146ZM210 229V230H209ZM35 230H36V232H35ZM116 230V231H115ZM128 230V231H127ZM132 230H134V231H132ZM230 230V231H229ZM254 230V232H252ZM17 231V232H16ZM22 231V232H21ZM23 231H24V233H23ZM37 231H38V233H37ZM147 231V232H146ZM149 231L153 234V235H156V237H157V235L159 236V239L157 240V238H151V234L149 233ZM219 231V232H218ZM18 232H21L20 234H22V235H24V237L26 236L28 239H26V242L24 241V243H22V245H21V247L19 248V246L20 245H13V242L15 241V239H14V234H16V233H18ZM43 232V233H44ZM56 232V233H55ZM113 232L115 233V235L114 236H112L113 235ZM159 232V233H158ZM224 232V233H223ZM29 233V234H28ZM51 233V235L52 236H50L49 237V234ZM146 233H148V234H146ZM226 233V234H225ZM249 233V234H248ZM111 234V235H110ZM146 234V235H145ZM192 234H196V236H198V235H206V236H209V235H211V234H214L217 238H218V242L220 243V241L221 242H223L221 245L219 244V246H218V248H220L221 250H222V254L225 256H223L222 258L223 259H221V257H219L220 255H218V254H213V253H211L209 250H211L210 249V247H209V245L208 244H206V242H205V244L203 243L204 241H202L201 239H203V238H199L198 240L200 241V243H199V241L198 240H195L194 242L189 238ZM218 234V235H217ZM229 234V235H228ZM248 234V235H247ZM14 235V236H13ZM53 235H55V236H57V237H55V236H53ZM105 235H106V237H107V239H103V241H102V238H105ZM246 235V236H245ZM250 235H252V236H250ZM60 238H59V237ZM82 236V237H81ZM225 236H226V238H225ZM25 237V238H26ZM30 237V238H29ZM47 237V238H46ZM113 237V238H112ZM249 237H253V238H251V239H253L252 240V242L250 241V242H248L249 240H251V239H249ZM16 238V237H15ZM36 238V239H35ZM46 239V240H43V239ZM51 238V239H50ZM57 238V240H55ZM223 238V239H222ZM257 239V240H255V239ZM32 239V240H31ZM98 239V240H97ZM157 240L156 242H149L150 240L152 241V240ZM248 239V240H247ZM13 240V241H12ZM88 240V241H87ZM106 240V241H105ZM192 241V242H189V241ZM45 241V242H44ZM110 241V242H109ZM149 242V244H148V246H147V243ZM197 241H198V243H197ZM256 241V242H255ZM5 242H7L6 244H5ZM12 242V243H11ZM29 242V243H28ZM35 242V243H34ZM56 242V243H55ZM95 242V243H94ZM106 242V245L104 244ZM255 242V243H254ZM44 243V244H43ZM113 244V245H117L118 246V251L119 250H121V251H119L121 254H123V255H121L122 257H124V259L122 260V261H124V262H122V261H116L113 257V251H114V249L112 248V245H109V244ZM122 243V244H121ZM146 243V244H145ZM154 243V244H153ZM158 243V245L157 246H155V248H154V245L155 244H157ZM204 245H203V244ZM263 243V244H262ZM12 244V245H11ZM26 244V245H25ZM50 244V245H49ZM94 244H95V246L97 247V248H94L95 246H94ZM97 244H98V246H97ZM101 246H100V245ZM145 244V245H144ZM153 244V245H152ZM203 245L202 246V248L203 249H205L204 248V246L206 247V246H208L205 250H206V252H204L205 250H203V249H201V250H199L200 249V245ZM225 246H224V245ZM253 244H255V245H253ZM3 245V247H4V245H5V247H4V250H3V247H1ZM10 245V246H9ZM34 246V248H33V246H32V248L30 247V246ZM92 245V248L90 247V246ZM110 246V247H108L107 248V246ZM240 245V246H239ZM247 245V246H246ZM6 246H8V247H6ZM11 246H14L16 249L15 250H13L14 248L12 247V248H9V247H11ZM29 248H28V247ZM81 246H83V247H81ZM106 246V247H105ZM151 246V247H150ZM158 246H159V248H158ZM181 246H182V248H181ZM47 247V248H46ZM55 247V248H54ZM81 247V248H80ZM103 247V248H102ZM105 247V248H104ZM114 248H115V246H113ZM121 249H120V248ZM240 247V248H239ZM243 247V248H242ZM7 248H8V251H7ZM23 248V249H22ZM86 248H89L88 250L86 249ZM107 248V249H106ZM209 248V249H208ZM224 248V249H223ZM10 249V250H9ZM29 249H30V253L28 252L29 251ZM33 249V250H32ZM51 249V250H50ZM85 249V250H84ZM101 249V250H100ZM184 249V250H183ZM186 249V250H185ZM243 249H245V251L246 252H243ZM2 250L4 251V252H2ZM97 250V251H96ZM152 250V251H151ZM237 250V251H236ZM255 250V251H254ZM31 251H33V252H31ZM94 251V252H93ZM209 251V252H208ZM236 251V252H235ZM253 253H252V252ZM257 251V252H256ZM258 251H259V257L261 256V259L258 257ZM83 252V253H82ZM224 252H226V253H224ZM241 254H240V253ZM243 252V253H242ZM255 252H256V254H255ZM6 253V254H5ZM13 253V254H12ZM16 253V254H15ZM91 253V254H90ZM180 253V254H179ZM228 253V254H227ZM237 253H239L240 255H237ZM246 253V254H245ZM1 254H2V256H1ZM31 254V255H30ZM211 254V255H210ZM213 254V255H212ZM263 254V255H262ZM24 255V256H23ZM202 255V256H201ZM217 255V256H216ZM237 255V256H236ZM253 255V256H252ZM73 256H74V258H73ZM226 256H227V258H226ZM252 256V257H251ZM255 256V258H253ZM127 257V258H126ZM8 258V259H7ZM72 258V259H71ZM198 258V259H197ZM224 258H225V260H224ZM258 258V259H257ZM133 259V260H132ZM174 259H175V261H174ZM253 259V260H252ZM2 260V261H1ZM72 260V261H71ZM114 260L116 261V262H114ZM127 260V261H126ZM203 260V263L201 262ZM247 260L249 261V263L247 262ZM5 261V262H4ZM77 261V262H76ZM254 261V262H253ZM192 262V261H191ZM194 262V261H193ZM257 262V263H256ZM197 263V264H198ZM240 264V263H239Z\"/></svg>", "mask_w": 264, "mask_h": 264}]
</instances>
